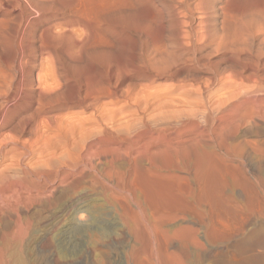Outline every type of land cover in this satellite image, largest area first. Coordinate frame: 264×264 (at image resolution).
Here are the masks:
<instances>
[{
    "label": "bare ground",
    "instance_id": "6f19581e",
    "mask_svg": "<svg viewBox=\"0 0 264 264\" xmlns=\"http://www.w3.org/2000/svg\"><path fill=\"white\" fill-rule=\"evenodd\" d=\"M58 1V0H57ZM56 1V2H57ZM74 2H76L75 0H73ZM71 1V2H73ZM82 1V0H81ZM55 1L52 0H0V8L2 6H8L13 8H21V15H22V19L19 22V24L15 27L13 34L11 36L12 38V43L13 45L11 47L14 46V49L16 50V54L14 52V58L10 59L13 60L11 62L12 65L10 64V62L8 63V65L10 64V66L8 67L7 70H4L3 66L2 68H0V81L3 80V82H6V84L4 85V89L2 88L3 85H0V132L6 128L7 126L11 125L13 123L14 120H16L18 118V116H20L21 113H24L25 111L29 110L31 111L29 114H27L26 117H22V119L20 118L11 128V130L13 131L12 133H18L21 134L22 136V132L24 131H28L29 129L31 130V133H38L39 130H42L41 128H43V126L45 125L46 127H44V131L46 130L45 128H49V129H53L55 125V122L59 123V124H63V126L60 125V127L56 128L58 131L63 132V130L65 129L66 131L69 130L68 132L71 133L72 135H70V137L67 134L66 140L64 141V143L62 144H58L60 145L61 149L58 151V148H56L55 150V155L53 156V152L51 154V150L53 149L52 147L55 148L56 142L58 140V142H60L59 140H61V138H57L58 136H56V132H54V136L51 132L49 134V136H52L53 140L54 138L56 141H51L52 138L49 139V137H46V133L41 134L39 133V137L36 139V141H39V138L41 135L46 137V141H51L53 142V145L55 143V145L53 146L52 143H49L48 141L43 142V143H48L50 145H52V147L49 146V148H52L51 150L48 149L46 147L45 151V146L41 148L44 150L45 154H47L46 152L49 151V158H45V156H43V152L39 153L41 154V156H43L46 160H43L44 162L40 163L39 165L37 164V161L39 162L40 159L42 160L43 157L38 158L37 157V161L36 162V166L32 167L31 164L29 165V163H24V161L26 160L25 158H29V156H32L34 154V150L31 149V147H28L27 145L29 144V142L31 143L30 145H32V141H30L31 137L27 142L24 141V143H22L21 139L19 137H17L16 140H14L13 138L10 139V132L8 133L9 135V139L15 141V143L20 147L24 148V152L19 153V157L16 156L17 158H19L18 160V165L17 163H13L15 161H10L12 163H7L4 166L7 167H3L6 168V175H3V170L2 173L0 172V178L2 177L3 179H5L6 183H8V189L7 195H3L4 192L0 191V203H7L10 206H19V201H21V198H23V200L28 204V203H32L34 200H40L43 197V194L41 192V188H45L48 187L49 184H51V188L49 190V195L46 197V203H50L53 202H63L64 199L65 203L66 201L69 200H73L74 202H72L74 206H71V208H74V214L82 211V210H86L84 209L87 204H85L84 200H83V195L86 194L88 191L87 190H93L91 192L96 191L98 194H100V197L103 196L104 197V201L102 200V202L107 203L109 205H111L117 212L120 211L121 215L123 217H121V219L123 218L125 221L124 222V226L126 227V229L124 230L125 232L128 233H132V235L135 237L134 239V244H130V248L129 251L130 253L133 254L131 260H132V264H187L189 263V254L187 253V251L189 250H185L184 248H190L191 246H196L198 247V263H200V259L205 255H208V253L212 252V248L215 247L214 244H218L219 247H222L224 245H226L225 241L226 239V235L227 233L230 234V231H226L224 230V228L219 225H213V226H209L208 224H206V220L205 223L203 222L202 224H200L199 228H198V216H200L198 213V201L195 200L194 195H196V193H198V171L200 170H204L208 167V165L211 162V156L208 152L205 151H201L198 150V138L200 137V135L198 136L196 133L192 134V136H190L189 138H184L182 135L187 133L189 130H193L195 128H197V124L195 123L194 119H191V121H187L185 119H183V117H185V115L182 117L181 115H178L177 113V109L179 107H177V105H175L177 107L176 111L175 108L172 109L176 112L173 113V111L171 110L170 106L175 103V104H180L181 101L184 102L183 97H180L182 94H180L181 92L184 91H180V93L178 92L179 95V100L177 98V96H173L172 91L170 93V90L172 87L169 88H160L161 91H158V89H156V91H149L150 92H146L147 89H144L146 91H144L143 93L141 92L142 90H140V93L142 94H131L130 95V90L132 89L131 85H125L124 89L120 88L118 85L112 86L110 83L109 84H105L106 82H97L95 84H91L88 80H73L68 74L67 71L66 73L64 71H62L63 68H61V71H58L57 68L60 65H53L52 62V58H51V52L53 49L55 50V48H58L57 46L60 45L61 43L63 44L62 48H65L68 45L72 46L70 44V42H68L69 40H71L74 35H72L73 37L70 38L71 34V28H70V20L68 19L67 21L64 20V23H60L59 25L61 26V30L58 27L59 31H56V26H49L46 29H40V34L38 35L37 33V27H39L38 25H40L41 21V17H44L48 15V13L46 12V10L48 11V9L51 8V5L54 3ZM59 2V1H58ZM62 2V1H61ZM61 2L59 4H61ZM71 2L68 4V6L71 4ZM66 4V2H64ZM77 3H80V5H78ZM76 3V5L81 6V2ZM55 4V3H54ZM53 4V5H54ZM63 4V3H62ZM64 4V5H65ZM74 4V3H73ZM201 4V3H200ZM199 4V5H200ZM52 5V7H54ZM57 5V3L55 4ZM64 5L62 6V8L64 7ZM74 4V6H76ZM198 5V7H199ZM59 6V5H57ZM66 7H64L63 9L67 8V4L65 5ZM74 6L70 5V9H72V7L74 8ZM77 6V7H78ZM186 6V5H184ZM202 6V5H201ZM200 6V7H201ZM82 7V6H81ZM80 7V8H81ZM188 7V6H187ZM3 8V7H2ZM5 8V7H4ZM45 8V9H44ZM60 7H58L59 9ZM60 8V10L62 9ZM79 8V7H78ZM79 8V9H80ZM203 10V6L201 7ZM52 9V8H51ZM62 9V10H63ZM76 8H74L75 10ZM191 8L188 7V10H190ZM209 9V8H208ZM54 10H56V7H54ZM59 10V11H60ZM186 10V9H185ZM211 10V8L209 9ZM221 10L222 9L221 7ZM52 11V10H51ZM58 11V10H57ZM68 11V8L67 10ZM72 11V10H71ZM70 11V12H71ZM76 12H78L79 10H75ZM74 11V12H75ZM81 14L83 12H81V10L79 11ZM185 12V11H184ZM194 12V11H192ZM201 12V11H200ZM205 12V10H204ZM214 12V11H213ZM53 13V12H52ZM72 13V12H71ZM85 10L84 13L85 14ZM218 13V12H217ZM221 13V11H220ZM14 14V13H13ZM12 14V15H13ZM70 14V13H69ZM87 14V13H86ZM189 14V13H188ZM203 14V13H202ZM20 15V16H21ZM63 15V14H62ZM77 15V14H76ZM2 16V15H1ZM18 16V15H17ZM16 16V17H17ZM54 16V15H53ZM61 16V15H60ZM83 16V15H82ZM187 16V15H186ZM192 16V14H191ZM205 16V15H204ZM7 17V16H6ZM49 17V16H48ZM67 17V16H66ZM72 17V16H71ZM188 17V16H187ZM20 19V17L18 16L16 19ZM63 18V17H62ZM84 18V17H83ZM86 18V17H85ZM18 19V20H19ZM189 19V18H186ZM193 19V18H192ZM211 19V18H210ZM213 19V18H212ZM203 20V19H202ZM205 20V19H204ZM207 20V19H206ZM206 20L203 21V23H206ZM6 21L5 18H0V29L3 25V23ZM48 21V20H47ZM81 21V20H80ZM89 21V20H88ZM208 21V20H207ZM216 21V20H215ZM55 22V21H54ZM86 22V21H85ZM199 22L202 23V21L200 20ZM209 22V21H208ZM211 22V21H210ZM225 22V21H224ZM261 22V21H260ZM7 23V22H6ZM18 23V22H17ZM75 23V22H74ZM80 23V22H79ZM79 23L77 25H79ZM187 23L188 22H184ZM192 23V22H190ZM202 23V25H203ZM55 24V23H54ZM57 24V23H56ZM179 24V23H178ZM200 24V23H199ZM218 24V23H217ZM257 24V22H256ZM260 24V23H259ZM264 24V23H263ZM58 25V26H59ZM73 25V24H72ZM82 25H85L82 24ZM175 25V24H174ZM177 25V24H176ZM175 25V26H176ZM184 25V24H181ZM261 25V24H260ZM179 26V25H178ZM185 26V25H184ZM216 26V25H215ZM219 26V24H218ZM258 26V24H257ZM256 26V29H257ZM74 27V26H73ZM205 27V25H204ZM75 28V27H74ZM187 29V27H185ZM192 28V27H191ZM200 29H202L201 27H199ZM206 28V27H205ZM205 28L202 29L204 30L203 32H205ZM216 28V27H215ZM263 28V26H262ZM184 29V28H183ZM185 29V30H186ZM199 29V30H200ZM207 29V28H206ZM212 29V28H211ZM73 33L74 30L77 29H72ZM188 30V29H187ZM193 30V29H192ZM198 30V31H199ZM259 32L260 29H257ZM257 30L255 32H257ZM79 31V30H78ZM77 31V32H78ZM195 31V30H194ZM196 31V32H198ZM201 31V30H200ZM8 32V31H7ZM71 32V33H72ZM194 32V33H196ZM210 32V31H209ZM207 31L208 34H203L205 35H209V33ZM254 32V34H255ZM72 33V34H73ZM186 34H188V31L185 32ZM199 33V32H198ZM225 33V32H224ZM245 33V32H244ZM191 34V33H190ZM200 34V33H199ZM215 34V33H214ZM212 34V35H214ZM247 34V33H246ZM258 34V33H257ZM264 34V33H263ZM77 35V34H76ZM189 35V34H188ZM202 35V36H203ZM221 35V34H220ZM225 35V34H224ZM250 35V34H249ZM198 36V35H197ZM203 36V37H204ZM223 36V35H222ZM221 36V37H222ZM41 39L42 41H40V43H37L38 39ZM192 37V36H191ZM198 37L197 40H200ZM219 37V36H218ZM224 37V36H223ZM245 36L243 35L242 38H244ZM257 37V36H256ZM77 41H78V37ZM205 38V37H204ZM259 38V37H258ZM46 39V40H45ZM48 39V40H47ZM61 39V42H59L58 44L56 43V40ZM202 39V38H201ZM209 38L207 37L206 40L207 41ZM215 39V38H214ZM247 39V37L245 38ZM257 40V38H255ZM74 40V39H73ZM80 40V39H79ZM196 40V41H197ZM212 40V39H211ZM261 40V37H260ZM83 41V40H82ZM189 41V40H188ZM193 41V40H192ZM221 41V39H220ZM259 41V39H258ZM74 42V41H73ZM187 42V41H186ZM194 42V41H193ZM198 42V41H197ZM196 42V43H197ZM203 40L200 42L202 43ZM5 43V42H4ZM9 43V42H6ZM5 43V44H6ZM52 43V45H50ZM69 43V44H68ZM72 43V41H71ZM75 43V42H74ZM73 43V44H74ZM84 43V42H83ZM145 43V42H144ZM185 43V42H184ZM222 43V42H221ZM226 43V42H225ZM223 44L226 45V44ZM255 43V42H254ZM146 44V43H145ZM148 44V43H147ZM156 44V43H155ZM152 46L153 48L156 46V48L163 43H158L159 45H155ZM179 44V43H178ZM193 44V43H192ZM214 44V43H213ZM232 44V43H231ZM4 45V44H2ZM75 45V44H74ZM73 45V46H74ZM77 45V44H76ZM75 45V47L77 46ZM150 45V44H149ZM185 45H189V43H185ZM198 45V44H197ZM7 46V45H6ZM9 46V48H10ZM72 46V47H73ZM87 46V44L85 45ZM142 46V45H141ZM144 46V45H143ZM183 46V45H182ZM200 46V44H199ZM211 46H213L211 44ZM81 48V46H78ZM77 47V49H78ZM84 47V46H83ZM82 47V48H83ZM146 47L149 48L148 45H145ZM189 48V46H187ZM60 46V49H62ZM79 48V51H80ZM151 48V50L148 49V51H151L153 53L157 54V51L155 49L156 52H154V49ZM159 48V47H158ZM157 48V49H158ZM161 48V47H160ZM159 48V49H160ZM168 48V46H167ZM223 48V47H222ZM225 48V47H224ZM227 48V47H226ZM8 49V48H7ZM84 49V48H83ZM205 49V48H204ZM210 49V47L208 48ZM147 50V49H146ZM153 50V51H152ZM194 50V49H193ZM225 50V49H224ZM59 51V50H58ZM57 51V52H58ZM68 49H66V51H64L63 49V56L64 53L67 52ZM72 52V49L69 50ZM84 51V50H82ZM170 51V49H169ZM199 51V48H198ZM202 51V48H201ZM231 51V50H230ZM13 52V51H12ZM143 52V51H142ZM159 52V50H158ZM175 53V49L174 51H172ZM181 53V51H179ZM194 52V51H193ZM232 52V51H231ZM253 52V51H252ZM264 52V51H263ZM60 53V51L58 52V54ZM70 52H68L67 54H69ZM72 53H76L78 55H81L79 52H75L73 51ZM82 53V52H81ZM145 53H149V52H145ZM205 53V52H204ZM222 53V52H221ZM38 54H41L43 57L40 58L41 59H37ZM57 54V53H56ZM152 55V53L148 54V57H146V60L143 61L144 65L143 68H145V71L139 72L138 73V77L142 78L146 81L149 82V85L151 87V84H154V82L157 79L166 77V76H175L178 72L175 70H172L173 65H175L176 63V59H172L171 57L166 58L164 56H157V55ZM177 54V53H175ZM203 54V52H202ZM235 54V53H234ZM138 55V54H136ZM150 55V56H149ZM224 55V54H223ZM228 55V54H227ZM233 55V54H232ZM60 55H58L59 57ZM67 55H65L66 57ZM70 56V54H69ZM72 56V55H71ZM70 56V57H71ZM84 56V55H82ZM142 55H140L141 57ZM184 56V53L183 55ZM188 56V55H186ZM190 56L191 53H190ZM193 59L195 58V55H193ZM200 56V54H199ZM202 56V55H201ZM216 56V55H215ZM221 56V55H220ZM219 56V57H220ZM226 56V55H225ZM235 56V55H234ZM237 56V55H236ZM46 57V58H45ZM53 57H55V53L53 55ZM57 57V60L59 59ZM61 57V56H60ZM70 57H68L70 59ZM74 57V54H73ZM72 57V59H73ZM185 57V56H184ZM227 57V56H226ZM230 57H233L230 55ZM68 58H64L65 60ZM85 58V57H82ZM137 58V56L135 57ZM143 58V56L141 57ZM187 58V57H185ZM225 58V57H224ZM251 58V57H250ZM8 59V58H7ZM7 59L5 61V63L7 62ZM56 60V58H53V60ZM68 59V60H69ZM77 58L73 59L74 61ZM87 59V58H86ZM213 59V58H212ZM216 59V58H215ZM219 59V58H218ZM217 59V60H218ZM262 58H260L261 61ZM8 59V61H10ZM79 60V58H78ZM139 60V59H138ZM255 60V59H253ZM264 60V59H263ZM262 60V61H263ZM59 61V60H58ZM61 61V60H60ZM59 61V62H60ZM63 61V60H62ZM71 61V60H70ZM188 61V60H187ZM193 61V60H192ZM196 61V60H195ZM212 61V60H211ZM216 61V60H215ZM214 61V62H215ZM223 61V60H222ZM67 62V61H65ZM139 62V61H138ZM142 62V59H141ZM188 62L191 63V60H189ZM187 62V63H188ZM209 62V60H208ZM233 62V60H232ZM69 63V61H68ZM74 62H71V64ZM126 63V62H125ZM198 63V62H197ZM217 63V62H216ZM219 63V62H218ZM229 63V62H228ZM226 63V64H228ZM260 63V62H259ZM57 64V63H54ZM67 66V63H65ZM141 64V63H140ZM193 64V63H192ZM195 64V63H194ZM221 64V63H220ZM6 63V66H8ZM40 66L41 71L38 72L36 74L33 73L34 68H36L37 66ZM63 65V64H61ZM74 65V64H73ZM90 65V64H89ZM127 65V63L125 64ZM178 65V64H177ZM177 65L175 66V68L177 69ZM212 65V64H211ZM210 65V68H211ZM238 65V64H237ZM242 65H244V63H242ZM92 66V65H91ZM182 66V65H179ZM178 66V68H179ZM199 66V65H198ZM201 66V65H200ZM222 68V65H219ZM223 66H225L223 64ZM241 66V65H240ZM244 68H247L248 65H244ZM75 68V65L73 66V70ZM77 68V66H76ZM95 68V66H94ZM140 68V66H139ZM206 68V66H205ZM213 68H214V64H213ZM216 68H218V66L216 65ZM215 68V69H216ZM242 68V66H241ZM97 69V68H96ZM141 69V68H140ZM180 69V68H179ZM209 69V68H208ZM202 70V69H201ZM204 70V69H203ZM97 71V70H96ZM137 71V70H136ZM207 71V70H206ZM209 71V70H208ZM214 71V70H213ZM217 71H219L217 69ZM101 72V71H99ZM128 72V71H127ZM129 72L131 73V71L129 70ZM177 72V73H176ZM242 72V71H241ZM258 72V71H257ZM264 72V71H262ZM86 73V72H85ZM84 73V74H85ZM134 73V72H132ZM181 73V72H180ZM219 73V72H218ZM246 73V72H245ZM251 74L253 72H250ZM73 74V73H72ZM78 74V73H77ZM83 74V75H84ZM95 74V73H94ZM179 74V73H178ZM184 74V73H183ZM193 74V73H192ZM217 74V72H216ZM221 74V72H220ZM224 74V73H223ZM227 74V73H226ZM233 74V72H231V75ZM254 74V73H253ZM252 74V76H253ZM260 74V72H259ZM258 74V75H259ZM87 75V74H86ZM91 75V74H90ZM89 75V77H90ZM99 75V74H98ZM197 75V74H195ZM212 75V74H210ZM209 75V76H210ZM246 75V74H244ZM248 75V74H247ZM250 75V74H249ZM261 75V74H260ZM97 76V75H96ZM107 76V75H106ZM201 76V74H200ZM227 76V75H226ZM230 76V73H229ZM228 76V77H229ZM262 76V75H261ZM178 77V76H176ZM203 77V76H202ZM207 79L208 77L205 76ZM221 77H223L221 75ZM233 76H231V78L229 77V81L231 80H235L232 79ZM238 75L235 77L237 79ZM241 77V76H240ZM244 77V76H243ZM251 77V76H250ZM264 77V76H263ZM85 78V77H84ZM87 78V77H86ZM85 78V79H86ZM224 79L227 77H223ZM242 78V77H241ZM241 78H238L241 79ZM248 78V77H247ZM101 79V78H100ZM109 79V78H108ZM181 79V78H180ZM204 79V78H203ZM206 79V80H207ZM215 78L210 77L209 80H211V82H215L214 80ZM218 79H220L218 77ZM228 79L227 80L228 82ZM250 79V78H248ZM98 80V78H97ZM114 80V79H113ZM129 80V79H128ZM202 80V79H201ZM224 80V81H225ZM245 80V79H244ZM101 81H103V79H101ZM105 81V80H104ZM117 81V80H116ZM121 81V78H120ZM131 81V80H130ZM172 81V80H171ZM175 81V79H174ZM217 81V80H216ZM220 81V80H219ZM223 81V80H222ZM240 81V80H239ZM258 81V80H257ZM256 81V82H257ZM134 82V81H132ZM138 82V81H137ZM136 82V83H137ZM141 82V81H140ZM139 82V83H140ZM143 82V81H142ZM158 82V81H157ZM167 82V81H166ZM199 82V81H198ZM203 82V81H202ZM210 82V83H211ZM233 82V81H232ZM248 82V80H247ZM122 83V82H120ZM135 83V84H136ZM144 83V82H143ZM146 83V82H145ZM144 83V84H145ZM164 83V82H163ZM192 83V82H191ZM206 84V82H203V84ZM221 83V82H220ZM230 83V82H229ZM234 83V82H233ZM242 83V82H241ZM258 83V82H257ZM261 83V82H260ZM2 84V83H1ZM116 84V83H115ZM129 84H131V82H129ZM134 84V83H133ZM132 84V85H133ZM138 84V83H137ZM157 84V83H156ZM169 84V82H168ZM167 84V85H168ZM209 84V82L207 83ZM206 85H202V87L207 86ZM224 84V83H223ZM244 84V83H243ZM120 85V84H119ZM122 85V84H121ZM120 85V86H121ZM123 85V86H124ZM171 85V82H170ZM174 85V84H173ZM172 85V86H173ZM211 85V84H210ZM221 85V84H220ZM219 85V86H220ZM237 85V83L235 84ZM245 85V84H244ZM247 85V84H246ZM251 85V84H250ZM131 86V87H128ZM160 86V85H159ZM157 86V87H159ZM169 86V85H168ZM188 86V85H187ZM196 86V85H195ZM213 86V85H212ZM239 86V85H238ZM237 86V87H238ZM240 86H242L240 84ZM249 86V85H247ZM264 86V85H263ZM128 89H125V88ZM138 87V86H137ZM136 87V88H137ZM140 87V86H139ZM142 87V86H141ZM149 87V88H150ZM155 87V86H154ZM153 87V88H154ZM167 87V86H166ZM198 87V86H197ZM196 87V89H197ZM208 87V86H207ZM211 87V86H210ZM227 87V86H226ZM236 87V88H237ZM245 89L247 88L246 86H244ZM259 87V85H258ZM2 88V89H1ZM134 88V87H133ZM135 88V89H136ZM144 88V86H143ZM146 88V87H145ZM152 88V87H151ZM150 88V89H151ZM192 88V87H191ZM194 88V87H193ZM209 88V87H208ZM229 88V86L227 87V89ZM235 88V87H234ZM235 88V89H236ZM243 88V87H242ZM257 88V86H256ZM255 88V89H256ZM261 88V87H260ZM159 89V90H160ZM178 89V88H177ZM184 89H186L184 87ZM189 89V88H187ZM204 89V88H203ZM206 89V88H205ZM210 89V88H209ZM222 86H221V90H222ZM225 92H226V88H224ZM233 89V86L232 88ZM241 89L238 87V90ZM244 89V90H245ZM249 89V87H248ZM251 89V87H250ZM249 89V90H250ZM138 90V89H137ZM176 90V89H175ZM182 90V89H181ZM190 90V89H189ZM199 90V87H198ZM229 90V89H228ZM243 90V92H244ZM248 90V91H249ZM260 92V95L263 94V90L258 89ZM262 90V91H261ZM133 91V90H132ZM187 91V90H185ZM196 91V90H195ZM193 90V92H195ZM201 91V90H200ZM209 92V90H207ZM223 91V90H222ZM223 91V92H224ZM234 91V89H233ZM242 91V90H241ZM245 90L244 95L246 94V92H248ZM251 91V90H250ZM189 92V91H187ZM204 92V91H203ZM213 92V91H212ZM219 92V91H217ZM230 92V90H229ZM255 93V91H253ZM262 92V93H261ZM133 93V92H132ZM176 93V92H175ZM174 93V94H175ZM186 94V92H184ZM197 93V92H195ZM198 93L200 94L201 92L198 91ZM228 92H226V94L224 93L225 96H227ZM233 93V92H232ZM237 93V92H236ZM240 93V91H239ZM253 93V94H254ZM46 94V95H45ZM172 94V96H171ZM189 94V93H188ZM188 94H186V96H188ZM202 94V93H201ZM207 94V93H205ZM210 94V93H209ZM209 94L208 97H209ZM217 94V93H215ZM221 94V93H219ZM218 94V95H219ZM248 94V93H247ZM246 94V95H247ZM169 95L171 96V98L169 97ZM223 95V94H221ZM229 95H231L232 99H233V95L229 93ZM241 94L237 95L240 96ZM243 95V93H242ZM250 95V94H248ZM247 95V97H248ZM255 95V94H254ZM120 97H124L126 98V100L128 101L127 103H123L122 106H126L124 104H127V106L129 108H133L131 111H129L128 114H126L125 116H123V112L125 111V108H122L120 105L118 107H120L119 109L123 110L120 115L118 116V112L117 111H113L111 110L107 105L109 104L111 106V103H114L115 100H117ZM197 96V95H195ZM201 96V95H200ZM211 94V98L215 97ZM224 96V99H225ZM252 96V94H251ZM45 97H47L45 99ZM190 97V96H188ZM187 97V98H188ZM194 97V96H193ZM199 96L195 97L197 98L198 102L200 100V102L203 103V101H201V99L198 98ZM207 97V98H208ZM218 100L217 102H213L214 103H218V101L221 99L220 96H217ZM220 97V98H219ZM234 97H236V95H234ZM244 102L246 103H250L249 102V97L247 98L246 96H244ZM191 98V97H190ZM240 98V97H239ZM121 99V98H120ZM189 99V98H188ZM187 99V101H188ZM214 99V98H213ZM231 98L228 97V99L226 98L225 101L227 100L228 104L229 101H232ZM237 99V98H236ZM241 99V98H240ZM108 100V101H106ZM124 100V99H122ZM125 100V101H126ZM190 100V99H189ZM196 100V101H197ZM209 102V98L207 99ZM234 100V99H233ZM242 100V99H241ZM255 100V99H254ZM178 101H180L179 103H177ZM184 102V104L187 103ZM196 101L193 99L192 104H190L191 102H189L188 105H195ZM221 101H223V99H221ZM236 101V100H235ZM123 102V101H122ZM195 102V103H193ZM197 102V103H198ZM256 102V101H255ZM254 102V106L255 105ZM258 102V101H257ZM182 103V102H181ZM207 104V102H205ZM211 103V102H210ZM262 103V101L260 102ZM119 104V103H118ZM205 104V105H206ZM211 104V105H212ZM220 101L217 104L218 106H223L221 103L220 105ZM226 106L228 105L227 103H225ZM238 104V103H237ZM259 104V102H258ZM73 105L79 106L81 108H85L90 109L92 108L93 110V114L92 112H90L91 116L86 118V115L83 117H77V115L75 114H71V113H64L61 114L63 117L60 119L59 118V112L62 110H69V108ZM117 105V104H116ZM174 105V104H173ZM182 105V104H181ZM187 105V106H188ZM200 105V104H199ZM202 105V104H201ZM200 105V106H201ZM204 105V104H203ZM210 105V104H209ZM239 105V104H238ZM264 105V104H263ZM126 106V108H128ZM186 106V109H188ZM213 106H216L215 104L210 106L213 110ZM216 106V107H218ZM240 106H235L234 108L230 109L228 112L225 109V112H227V114H229L231 116L232 123L230 124V126L232 125L233 129H237L240 125L241 122L243 123H249L251 122V120L255 117V111L254 106L248 105L245 108V112H241ZM109 109H108V108ZM117 107V106H116ZM117 107V108H118ZM181 107V106H180ZM183 107V106H182ZM198 106L196 105V108ZM215 107V108H216ZM242 107V106H241ZM116 108V109H117ZM185 108V107H183ZM192 108V107H191ZM195 108V107H194ZM193 108V110H194ZM202 108V107H201ZM205 108V107H203ZM202 108V109H203ZM209 108V107H208ZM222 107H220L221 109ZM228 108V107H227ZM230 108V106H229ZM243 108V109H244ZM258 108V107H257ZM84 109V110H85ZM113 109V108H112ZM114 109V110H116ZM185 109V114L186 115H190L187 114V110ZM190 109V107H189ZM188 109V110H189ZM201 109V110H202ZM207 109V108H206ZM217 109V108H216ZM219 109V108H218ZM261 109V107H260ZM71 110V109H70ZM69 110V111H70ZM91 110V111H92ZM179 110H181L179 108ZM192 110V111H193ZM196 110V109H195ZM194 110V111H195ZM199 110V109H198ZM205 110V109H204ZM215 110V109H214ZM222 110V109H221ZM256 110V109H255ZM259 110V108H258ZM262 110L264 111V109L262 108ZM261 110V111H262ZM78 111V110H77ZM81 111V110H80ZM83 111V109H82ZM120 111V110H118ZM128 111V109H127ZM191 111V109H190ZM191 111V112H192ZM193 111V112H194ZM200 111V110H199ZM206 111V110H205ZM210 111V110H208ZM220 111V110H219ZM219 111H216L215 114ZM260 111V112H261ZM72 112V111H70ZM198 112V111H196ZM214 112V111H213ZM257 112V111H256ZM259 112V113H260ZM77 113V112H76ZM79 113V111H78ZM127 113V112H126ZM144 113V116L140 115ZM146 113V114H145ZM184 114V110L181 112ZM180 113V114H181ZM201 114H204L201 112H199ZM258 113V112H257ZM262 113V112H261ZM59 114V115H58ZM125 114V113H124ZM182 114V115H183ZM193 114V113H192ZM195 114V113H194ZM198 114V113H197ZM197 114L195 115H191L194 116L195 118H197ZM206 114V113H205ZM208 114V113H207ZM214 114V115H215ZM223 114V113H222ZM221 114V115H222ZM263 114V113H262ZM44 115V125L41 124L39 121H41L40 119L42 118L41 116ZM210 115V114H209ZM220 115V114H219ZM226 115V114H225ZM76 116V119H75ZM212 116V115H211ZM218 116V114H217ZM264 116V114H263ZM41 117V118H40ZM119 117V118H118ZM122 117L123 120L121 119ZM187 117V116H186ZM201 117V116H199ZM203 117V116H202ZM209 116H207L206 118H208ZM213 117V116H212ZM262 117V116H261ZM39 118V120H38ZM188 118V117H187ZM193 118V117H192ZM229 118V117H228ZM257 118V117H256ZM210 121V117L208 118ZM223 119H225L224 117H220L219 121L222 122ZM61 120V121H60ZM190 120V118H189ZM198 120V119H197ZM200 120V119H199ZM213 120V119H212ZM264 120V119H263ZM61 123H60V122ZM172 121H176V123H172ZM187 121V122H186ZM204 121V120H201ZM230 123V121H228ZM227 122V123H228ZM43 123V122H42ZM214 123V122H213ZM228 123V126H229ZM59 124L57 126H59ZM212 124V121L211 123ZM220 124V123H219ZM48 125V126H47ZM205 125V124H204ZM203 125V126H204ZM209 125V123H208ZM222 125V124H221ZM225 125H227L225 123ZM246 125V124H244ZM249 125V124H247ZM246 125V126H247ZM51 128H50V127ZM56 126V125H55ZM200 126V125H199ZM219 126V125H218ZM242 126V125H241ZM255 126V123H254ZM10 127V126H9ZM63 127V129L61 128ZM204 127H208V126H204ZM210 127V126H209ZM208 127V128H209ZM213 127V126H212ZM222 127V126H221ZM221 127L219 129H221ZM252 127V126H251ZM256 127V126H255ZM262 127V126H261ZM61 128L62 131L59 129ZM207 128V129H208ZM215 128V127H214ZM243 128V126L241 127ZM240 128V129H241ZM254 128V127H252ZM260 128V126H259ZM226 129V128H225ZM230 129V128H229ZM232 129V128H231ZM232 129V130H233ZM255 129V128H254ZM55 130V128H54ZM213 130V128H212ZM211 130V131H212ZM224 130V128H223ZM222 130V131H223ZM239 130V128H238ZM245 130V129H244ZM6 131V130H5ZM74 131V132H73ZM215 131V129H214ZM217 131V130H216ZM237 131V130H236ZM82 133V135L78 134ZM167 132H174L177 136L174 138V140L170 139V140H166V134ZM219 133L221 131H218ZM230 133H226L224 136L225 140H228L227 142L229 143V139H234L236 133L234 134L233 131H229ZM256 132V131H255ZM4 133V132H2ZM15 133V134H16ZM64 133V135H65ZM211 133V132H209ZM218 133V134H219ZM238 133V132H237ZM253 133V132H252ZM263 133V132H262ZM26 134V133H24ZM34 134V135H35ZM41 134V135H40ZM52 134V135H51ZM58 134V132H57ZM78 134V135H77ZM243 134V133H242ZM255 134V133H254ZM258 134V133H257ZM1 135V134H0ZM8 135L5 137L8 141ZM14 135V134H13ZM29 135V134H27ZM63 135V136H64ZM77 135V136H76ZM80 135V136H79ZM168 135V134H167ZM207 136V134H205ZM212 135V134H211ZM214 135V134H213ZM212 135V136H213ZM220 135V134H219ZM223 135V134H222ZM251 135V134H250ZM15 136V135H14ZM33 136V135H32ZM37 136V135H36ZM61 135H59L60 137ZM80 138H79V137ZM241 136V134H240ZM253 136V135H252ZM264 136V135H263ZM26 136H24L23 138H25ZM29 137V136H28ZM65 137V136H64ZM221 137V136H220ZM219 137V138H220ZM239 137V136H238ZM246 137V136H244ZM259 137V136H258ZM15 138V137H14ZM43 138V137H42ZM70 138L74 141H70ZM79 138V139H77ZM207 139V137H205ZM210 138V137H209ZM223 138V137H222ZM241 138V137H240ZM257 138V137H255ZM3 139V137H2ZM3 139L0 141V161H4V159H6L5 157V153L2 149V147L4 148L3 145H6L5 140ZM27 139V137H26ZM44 139V138H43ZM63 139V137H62ZM201 139V138H200ZM9 140V141H10ZM41 140V138H40ZM64 140V139H63ZM251 140V139H250ZM246 140L245 138L243 140H238L239 142H235L233 141L234 145L237 144L241 149V147L243 149H246L247 151H252L254 152L253 155L255 157L256 154H260L263 151V148H261L260 146V139L259 141L257 140ZM264 140V139H263ZM34 141V140H33ZM75 141L77 142V147L75 144ZM223 141V140H222ZM35 142V141H34ZM57 142V143H58ZM71 142V143H69ZM74 144H73V143ZM215 142V140H214ZM219 142V141H218ZM217 142V143H218ZM226 142V141H225ZM226 142V143H227ZM10 143V142H9ZM27 145H26V144ZM38 142H36L37 144ZM40 145L42 142H39ZM38 143V144H39ZM42 143V144H43ZM81 143L83 145V147H81ZM221 143V142H220ZM232 143V144H233ZM15 144V145H16ZM35 144V145H36ZM43 144V145H45ZM73 144V146H71ZM79 144H80V149H79ZM183 144H186V149L180 148L182 147ZM216 144V143H215ZM214 144V145H215ZM219 144V143H218ZM223 144V143H222ZM62 145V146H61ZM75 145V146H74ZM221 145V144H220ZM219 145V146H220ZM230 145V144H229ZM233 145V146H234ZM8 146V145H6ZM10 146V145H9ZM34 146V145H33ZM39 146V145H38ZM218 146V145H217ZM225 146V144H224ZM16 147V146H14ZM57 147V146H56ZM213 147V146H212ZM211 147V148H212ZM227 147V146H226ZM231 147V146H230ZM18 148V147H16ZM14 148V149H16ZM35 148V150L38 151V149H36V147H32ZM39 148V147H37ZM39 148V149H41ZM205 148V147H204ZM210 148V147H209ZM215 148V147H214ZM218 148V147H216ZM224 148V147H223ZM232 148V147H231ZM12 149V148H11ZM13 149V153L15 152V150ZM41 149V151H42ZM200 149V148H199ZM208 150V148H205ZM219 149V148H218ZM226 149V148H225ZM228 149V148H227ZM235 149V148H234ZM238 149V147H237ZM235 149V150H237ZM242 149V151H244ZM9 149H7L8 151ZM33 150V151H32ZM202 150V149H201ZM220 150V149H219ZM218 150V151H219ZM229 150V149H228ZM10 151V150H9ZM9 151L7 152V154L9 153ZM23 151V150H22ZM209 151V150H208ZM221 151V150H220ZM225 151V150H223ZM11 152V151H10ZM19 152V151H18ZM210 152V151H209ZM227 152V151H226ZM231 152V151H229ZM234 152V151H233ZM17 153V152H15ZM36 153V152H35ZM38 153V152H37ZM57 153V154H56ZM217 153V152H216ZM224 153V152H223ZM244 153V152H243ZM248 153V154H247ZM11 154V153H10ZM213 154V153H211ZM219 154V153H218ZM232 154V153H231ZM236 154V153H235ZM237 154L238 151H237ZM242 157V153H240ZM245 154L250 155L249 152H246ZM263 154V153H262ZM18 155V154H17ZM215 155V154H213ZM226 155V154H225ZM264 155V154H263ZM8 156V155H6ZM13 155H10V159H12ZM37 156V155H36ZM40 156V155H39ZM53 156V157H52ZM216 156V155H215ZM215 156H212L215 159ZM219 156V155H218ZM228 156V155H227ZM226 156V157H227ZM234 156V155H233ZM236 156V155H235ZM246 156V155H245ZM259 156V155H258ZM257 156V158H258ZM230 157V156H229ZM244 157V156H243ZM242 157V158H243ZM253 157V156H252ZM250 157V159L252 158ZM261 157V155H260ZM17 158H14L15 160H17ZM23 158L25 159L23 161ZM43 158V159H44ZM219 158V157H218ZM225 158V157H224ZM235 158V157H232ZM241 158V160H242ZM249 158V157H247ZM257 158H255V162L257 160ZM13 159V160H14ZM39 159V160H38ZM264 159L261 158V160ZM7 160V159H6ZM9 160V159H8ZM217 159H215L214 161H216ZM234 160V159H233ZM246 160V158L244 159V161ZM260 160V161H261ZM213 161V160H212ZM221 161V159H220ZM236 161V160H235ZM239 161V160H238ZM251 161L254 162L253 160H249V162ZM9 162V161H8ZM26 162V161H25ZM34 162V161H33ZM35 162L33 163V165H35ZM225 162V161H224ZM248 162V161H247ZM259 162V161H257ZM5 163V162H4ZM217 163V162H216ZM215 163V164H216ZM227 163V162H226ZM229 163V162H228ZM227 163V165H228ZM238 163V162H237ZM245 163V162H244ZM260 163V162H259ZM258 163V165H260ZM263 163V161L261 162ZM222 164V163H221ZM234 165L233 162H231V165ZM246 164V163H245ZM250 164V163H247ZM1 165V164H0ZM213 165V163H212ZM225 165V164H224ZM227 165H225L224 167H226ZM257 165V163H256ZM2 166V165H1ZM218 166V165H217ZM216 166V167H217ZM251 166V165H250ZM262 166V165H261ZM214 166V168H216ZM222 167V166H221ZM241 167V166H240ZM245 167V166H244ZM243 167V168H244ZM248 167V166H246ZM257 167V166H256ZM1 168V169H3ZM213 170H215L212 166L210 167ZM218 168V167H217ZM223 168V167H222ZM233 168V167H232ZM242 168V167H241ZM249 168V167H248ZM260 168V167H259ZM0 169V171H1ZM211 169V171H212ZM224 169V168H223ZM228 169V168H227ZM226 169V170H227ZM230 169V168H229ZM263 169V168H262ZM257 169V168H251L250 171H246L243 173L244 180L245 181V185L247 187L248 191H244L243 189L239 188V187H235L234 190H232L233 194H229L227 195V197H225V200L228 204H230L235 213L237 215H241L242 219H241V223H239V225L235 226L237 229L235 230V232H233V238H240V237H246L249 235H252L253 232L255 231V229L257 227H259L260 229H262L264 227V224H260V220L262 218H264V169L263 170ZM209 170V169H208ZM207 170V171H208ZM220 170V169H219ZM231 170V169H230ZM241 170V169H240ZM199 171V172H200ZM206 171V170H205ZM210 171V172H211ZM213 172V171H212ZM211 172V173H212ZM215 172V171H214ZM213 172V173H214ZM221 172V171H219ZM231 172V171H230ZM209 173V172H208ZM212 173V174H213ZM226 173V172H225ZM234 173V172H233ZM230 174V173H229ZM232 174V173H231ZM235 174V173H234ZM233 174V175H234ZM238 174V173H237ZM240 174V173H239ZM215 175V174H214ZM214 175H209V176H213ZM228 175V174H226ZM236 175V174H235ZM4 176L6 178H4ZM204 176V175H203ZM207 177V176H206ZM234 177V176H232ZM231 177V178H232ZM218 178V175H217ZM228 178V177H227ZM237 178V177H236ZM234 178V179H236ZM2 179V180H3ZM202 179V178H201ZM214 179V178H213ZM223 179V178H222ZM229 179V178H228ZM1 180V179H0ZM203 180V179H202ZM241 179H239L240 182ZM2 183V181H0ZM4 182V181H3ZM223 182V181H222ZM233 182V181H232ZM241 182V183H242ZM206 183V180L205 182ZM4 184V183H3ZM240 184H238L239 186ZM3 186V185H2ZM1 187V186H0ZM204 187V186H203ZM214 187L217 188V186L215 185ZM222 188V186H221ZM228 188V187H226ZM225 188V189H226ZM5 189V188H4ZM203 189V188H202ZM210 190V189H209ZM229 190V189H228ZM35 191H38L37 193ZM45 191V190H44ZM201 191V190H200ZM212 191V190H211ZM226 191V190H225ZM5 192V194L7 193ZM203 191H201L202 193ZM219 192V191H218ZM48 193V192H47ZM89 193H87L86 195L88 196ZM96 194V193H94ZM203 194V193H202ZM212 194V193H211ZM82 195V196H81ZM91 196V195H90ZM199 196V195H198ZM93 197H99L98 195H93ZM99 197V198H100ZM102 197V198H103ZM197 197V196H196ZM87 198V197H86ZM98 198V199H99ZM89 199V198H88ZM91 199V198H90ZM214 199V198H213ZM101 200V199H99ZM88 201V200H87ZM93 201V200H92ZM97 201V200H95ZM212 201V200H211ZM40 202V201H39ZM38 202V203H39ZM43 202V201H42ZM101 202V201H100ZM103 204V203H100ZM24 204V202H22ZM64 203V202H63ZM87 203V202H86ZM90 203V202H89ZM93 203V202H92ZM212 203V202H211ZM21 204V203H20ZM22 204V205H23ZM60 204V203H59ZM58 204V205H59ZM97 204V203H96ZM95 204V205H96ZM106 204V205H107ZM1 205V204H0ZM6 205V204H5ZM4 205V206H5ZM41 205V204H40ZM56 205V204H55ZM56 205V206H58ZM90 205V204H89ZM99 205H97L98 207L95 208H99ZM104 205V204H103ZM27 206V205H26ZM35 206V205H34ZM50 206V205H49ZM48 206V207H49ZM55 206V207H56ZM64 206V204H63ZM93 206V205H92ZM207 206V205H206ZM20 207V206H19ZM24 207V206H23ZM30 207V206H29ZM61 208V206H59ZM58 207V208H59ZM91 207V206H90ZM103 207V206H100ZM108 207V206H107ZM204 207V206H203ZM15 208V207H14ZM17 208V207H16ZM22 208V207H21ZM45 208V206H44ZM52 208V206H51ZM54 208V206H53ZM70 208V207H69ZM94 208V207H93ZM105 209V207H103ZM108 208H111L110 206ZM13 209V208H12ZM20 209V208H19ZM48 209V208H47ZM57 209V208H56ZM55 209V212H56ZM66 209V208H65ZM64 209V211H65ZM71 209V210H72ZM102 209V208H100ZM99 209V210H100ZM103 209V210H104ZM107 209V208H106ZM3 210V209H2ZM0 210V211H2ZM9 209L7 208V211ZM23 210V209H22ZM50 210V209H49ZM59 210V209H58ZM69 210V209H68ZM91 210V209H90ZM88 210V212L90 211ZM95 210V209H93ZM98 210V211H99ZM5 211V210H4ZM6 211V212H7ZM10 211V210H9ZM43 211V210H42ZM51 211V210H50ZM97 211V212H98ZM107 211V210H106ZM5 212V213H6ZM37 211H34V213H36ZM54 211L51 213H55ZM58 212V211H57ZM85 212V211H84ZM94 212V211H93ZM91 212V213H93ZM94 212V213H97ZM101 212V211H99ZM116 212V213H117ZM29 213V211H28ZM38 213V212H37ZM59 213V212H58ZM67 213V212H65ZM64 213V214H65ZM102 213V212H101ZM101 213H99L98 215H100ZM105 213V212H104ZM107 213V212H106ZM111 213V211H110ZM113 213L115 214V211L113 210ZM203 213V210H202ZM206 213V212H204ZM16 214V213H15ZM14 214V215H15ZM30 214V213H29ZM42 214V213H41ZM45 214V213H44ZM48 214V213H46ZM70 214V213H69ZM72 214V213H71ZM103 214V213H102ZM120 214V213H119ZM207 214V213H206ZM210 214V213H209ZM222 214V213H221ZM1 215V213H0ZM3 215V214H2ZM17 215V214H16ZM40 215V214H39ZM50 215V213H49ZM56 215V214H55ZM66 215V214H65ZM63 215V216H65ZM81 215V213H80ZM87 215V214H86ZM86 215H84L83 219H86ZM93 215V214H92ZM96 215V217L98 216ZM203 215V214H202ZM4 216V215H3ZM12 216V215H11ZM24 216V215H23ZM47 216V215H45ZM77 216V215H76ZM79 216V214H78ZM88 216V215H87ZM95 216V215H93ZM92 218H95L93 217ZM214 216V215H213ZM211 216V218L213 217ZM1 217V216H0ZM19 217V216H18ZM18 217L15 216V218L18 219ZM30 217V216H29ZM36 217V216H35ZM41 217V216H40ZM44 217V216H43ZM52 217V216H51ZM57 217V216H56ZM59 217V216H58ZM68 217V216H67ZM70 217V216H69ZM83 217V216H82ZM100 217V216H99ZM115 217V216H114ZM201 218H203L202 216H200ZM210 217V216H209ZM221 217V215H220ZM224 217V215H223ZM25 218V217H24ZM32 218V217H31ZM42 218V217H41ZM47 218V217H46ZM72 218V217H70ZM69 218V219H70ZM73 218H77L75 216H73ZM79 218V221L82 219ZM89 218V217H88ZM87 218V219H88ZM105 218V216H104ZM116 218V217H115ZM9 219V218H8ZM58 219V218H57ZM61 219V217H60ZM108 219V218H107ZM112 219V217L110 218ZM119 219V218H118ZM122 219V220H123ZM221 219V218H220ZM223 219V218H222ZM23 220V219H22ZM27 220V219H25ZM32 220V219H31ZM59 220V219H58ZM62 220H64L62 218ZM68 220V218H67ZM73 220V219H72ZM75 220V219H74ZM89 220V219H88ZM93 220V219H92ZM94 220H97L94 219ZM101 220V219H99ZM106 220V218H105ZM109 220V219H108ZM215 220V219H214ZM5 221V220H4ZM13 221V220H12ZM10 221V222H12ZM16 221V219H15ZM38 221V220H37ZM36 221V223H37ZM56 221V220H54ZM69 221V220H68ZM78 221V220H77ZM111 221V220H110ZM208 221V220H207ZM211 221V219H210ZM218 221V220H217ZM6 224L8 221H5ZM42 222V221H40ZM44 222V220H43ZM57 222V221H56ZM61 222V221H60ZM74 222V221H73ZM84 222V221H83ZM92 222V221H90ZM104 222V221H103ZM107 222V221H106ZM114 222V221H113ZM213 222V221H212ZM1 223V222H0ZM4 223V222H3ZM17 223V222H16ZM39 223V222H38ZM37 223V224H38ZM54 223V222H53ZM64 223V222H63ZM93 223V222H92ZM108 223V222H107ZM118 223V222H117ZM122 223V221H121ZM14 224V223H13ZM36 224V225H37ZM55 224V223H54ZM53 224V226H54ZM58 224V222H57ZM56 224V225H57ZM65 224V223H64ZM62 224V226L64 225ZM67 224V223H66ZM69 224V223H68ZM67 224V225H68ZM72 224V223H71ZM78 224V223H77ZM89 224V222H88ZM99 224V223H98ZM120 224V223H119ZM123 224V223H122ZM215 224V223H214ZM55 225V227H56ZM79 225H82L81 223ZM100 225V224H99ZM112 225V224H111ZM110 225V226H111ZM3 226V225H2ZM31 226V221H23V222H19L18 223V229L16 231V236L15 238H17L16 240L19 242V239L22 235H24L27 230L30 229ZM40 226V225H39ZM52 226V227H53ZM92 226V225H91ZM90 226V227H91ZM102 226V225H100ZM115 226V225H114ZM121 226V225H119ZM123 226V227H124ZM224 226V225H223ZM58 227V225H57ZM61 227V226H60ZM69 227V226H68ZM72 227V226H71ZM84 227V226H83ZM124 227V228H125ZM1 228V227H0ZM37 228V226L35 227ZM34 228V229H35ZM115 228V227H114ZM15 229V228H14ZM73 229H77V227H73ZM97 229V228H96ZM122 229V228H121ZM120 229V230H121ZM228 229V228H227ZM6 230V229H5ZM59 230V229H58ZM61 230V229H60ZM94 230V229H93ZM127 230V231H126ZM14 231V233H15ZM82 231V230H80ZM51 232V231H50ZM62 232V231H61ZM72 232V230L69 228H66L65 233H70ZM90 232V231H89ZM94 232V231H93ZM91 232V233H93ZM105 232V231H104ZM103 232V233H104ZM232 232V231H231ZM76 233V232H75ZM102 233V231H101ZM113 233V232H112ZM117 233V232H114ZM8 234V232H7ZM32 234V231H31ZM52 234V233H51ZM50 234V235H51ZM60 234V232H59ZM58 234V235H59ZM72 234V233H71ZM87 234V232H86ZM95 234V232H94ZM120 234V233H119ZM55 235V234H54ZM57 235V236H58ZM77 235V234H76ZM75 235V236H76ZM99 235V234H98ZM107 235H108V231H107ZM122 235V234H120ZM125 235V234H124ZM122 235V237L124 236ZM225 235V237H224ZM261 235V234H260ZM28 236V234H27ZM37 236V235H36ZM35 236V237H36ZM79 235H77L78 238ZM93 236V235H92ZM106 236V235H105ZM131 236V235H130ZM141 236H146L145 238H147L146 242H141L140 238ZM188 236V237H187ZM262 236V235H261ZM264 236V235H263ZM10 237H12V235H10ZM34 237V236H33ZM46 237V236H45ZM50 237V236H49ZM65 237V236H64ZM73 237V236H72ZM91 237V236H90ZM101 235H99V241L101 239ZM116 237H118L116 235ZM228 237V236H227ZM7 238V237H6ZM26 238V237H25ZM32 238V237H31ZM71 238V237H70ZM129 238V237H128ZM232 238V237H231ZM232 238V239H233ZM1 239V238H0ZM28 239V237L26 238ZM37 239V238H35ZM47 239V237H46ZM50 239V238H49ZM55 239V238H54ZM67 239V238H66ZM73 239V238H72ZM75 239V238H74ZM105 239V238H104ZM108 239V238H107ZM112 240V238H110ZM114 239V238H113ZM119 239V237H118ZM125 239L122 238L121 241ZM164 240L167 244V247H162L160 244L161 240ZM186 241V244H182L183 240ZM214 239V240H213ZM231 239V240H232ZM8 240V239H7ZM5 240V238L3 237V239L0 240V264H23V260L22 257L19 253L18 248H11V252H9V246L8 247V242ZM31 240V239H29ZM44 240V239H43ZM69 240V239H68ZM109 240V239H108ZM116 240V239H115ZM229 240V239H228ZM230 240V241H231ZM235 240V239H234ZM26 241V240H25ZM45 241V240H44ZM50 241H53L52 238ZM93 241V240H91ZM113 241V240H112ZM124 241V240H123ZM24 242V241H23ZM39 242V241H38ZM66 242V241H65ZM74 242V241H73ZM90 242V240H89ZM88 240L86 242V245L89 244ZM102 242V241H101ZM109 242V241H108ZM117 242V241H116ZM120 242V241H119ZM118 242V243H119ZM132 242V241H130ZM216 242V243H215ZM252 242V243H251ZM248 242L245 243L244 245H240L237 250L238 253L240 255H242V257L240 259L237 260V264H264V237L261 238L259 241L256 242ZM42 242H39V244ZM49 243V242H48ZM93 246H94V242ZM97 243V242H95ZM126 243V242H124ZM171 244V247L174 249H171L173 251H170L168 249V244ZM185 243V242H184ZM229 243V242H227ZM259 244L260 245V250H257V252L253 253L251 252L252 244ZM17 244V242L15 243ZM28 244V243H27ZM55 244V243H54ZM72 244V243H71ZM75 244V243H74ZM104 244V243H103ZM127 244V243H126ZM14 245V243H13ZM19 245V244H17ZM30 245V244H29ZM41 245V244H40ZM47 245V242H46ZM69 245V244H68ZM92 245V244H91ZM96 245V244H95ZM107 245V244H105ZM114 245V242H113ZM190 245V246H189ZM15 246V245H14ZM58 246V245H57ZM61 246V244H60ZM72 246V245H70ZM92 246V248H93ZM101 246V245H99ZM121 246V245H119ZM189 246V247H188ZM17 247V246H15ZM41 248L44 247L40 246ZM50 247V246H49ZM89 248V246H87ZM95 247V246H94ZM105 247V246H104ZM113 247V246H112ZM125 247V246H124ZM127 247V246H126ZM257 247V246H256ZM22 248V247H21ZM48 248V247H47ZM46 248V250H47ZM54 248V246L52 247ZM58 248V247H57ZM73 248V247H72ZM75 248V246H74ZM77 248V246H76ZM96 248V247H95ZM103 248V247H102ZM107 248V247H106ZM114 248V247H113ZM112 248V249H113ZM211 248V249H209ZM225 248V247H224ZM228 246H226L225 249H227ZM32 249V248H31ZM30 249V251H31ZM44 249V248H43ZM94 249V248H93ZM104 249V248H103ZM122 249V248H121ZM124 249V248H123ZM197 249H193L195 252L197 251ZM216 249V248H215ZM221 249V248H220ZM236 249V248H235ZM49 250V249H48ZM60 250V249H58ZM63 250V249H62ZM66 250V249H65ZM73 250V249H72ZM101 250V249H100ZM105 250V249H104ZM109 250V248H108ZM111 250V249H110ZM116 250V249H113ZM127 250V249H126ZM192 250V248H191ZM190 250V251H191ZM223 250V249H222ZM236 250V252H237ZM34 251V250H33ZM44 251V250H43ZM76 251V250H75ZM89 251V250H88ZM123 251V250H122ZM217 251V250H216ZM53 252V251H52ZM55 252V251H54ZM53 252V253H54ZM72 252V251H71ZM91 252V249H90ZM126 252V251H124ZM136 252V254H134ZM251 252V254H250ZM26 253V252H24ZM32 253V252H30ZM29 253V254H30ZM50 253H51V249H50ZM79 253V252H77ZM82 253V252H81ZM80 253V255H81ZM105 253V252H104ZM217 252H214L213 254H215ZM228 253V251H227ZM56 255V253H54ZM97 254V253H96ZM28 255V254H27ZM49 255V254H48ZM64 255V254H63ZM71 255V254H70ZM79 255V256H80ZM106 255V254H105ZM104 255V256H105ZM129 255V254H128ZM194 254L192 253V256ZM54 256V255H53ZM58 256V255H57ZM62 256L61 253L59 254V257ZM91 256V254H90ZM195 256V255H194ZM213 256V255H212ZM230 256V255H229ZM23 257H26L23 256ZM77 257V256H76ZM207 257V256H206ZM205 257V258H206ZM216 258L217 261L220 262V264H225L224 262V254L223 253H219L216 256H213V258ZM58 258V257H56ZM81 258V257H80ZM92 258V257H90ZM96 258L98 259V254L96 256ZM101 259L98 260H102V257L100 255ZM105 258V257H104ZM193 258V257H192ZM196 258V257H194ZM193 258L194 261H196ZM35 259V258H34ZM60 259V258H59ZM68 259V257H67ZM93 259V258H92ZM128 259V258H127ZM212 259V258H211ZM25 260V259H24ZM27 260V259H26ZM33 260V259H32ZM31 260V261H32ZM51 260V259H50ZM53 260V259H52ZM66 260V259H65ZM79 260V259H77ZM91 260V259H90ZM89 260V261H90ZM130 260V261H131ZM202 260V259H201ZM234 260V259H233ZM56 261V260H55ZM61 261V260H60ZM93 264H95L97 262V260H93ZM212 261V260H211ZM62 262V261H61ZM73 262V261H72ZM87 262V261H86ZM129 262V260H128ZM191 262V260H190ZM26 263V262H25ZM24 263V264H25ZM66 263V261H65ZM29 264V263H28ZM54 264V261H53ZM57 264V263H56ZM59 264V263H58ZM64 264V263H63ZM99 264V261L96 263Z\"/></svg>",
    "mask_w": 264,
    "mask_h": 264
},
{
    "label": "rangeland",
    "instance_id": "374dc122",
    "mask_svg": "<svg viewBox=\"0 0 264 264\" xmlns=\"http://www.w3.org/2000/svg\"><path fill=\"white\" fill-rule=\"evenodd\" d=\"M52 1H55L54 3L56 4L57 3V5H59V6H57V5H55L54 3V7H56V10H54V7H52V5H51V8L50 9H48V11L46 10V12L48 13V15L47 16H45V18L44 17H41V23H40V25H38L39 27H37V33H38V35L40 34V31L42 30V29H46L47 27H49V26H56L55 28H56V31H59V29H58V27L60 28V30H61V24L60 23H64L65 21L64 20H70V28H71V32L73 31L72 29H77V30H74V32H76V33H71L70 32V34H71V36H70V38L69 39H71V37H73L72 35H74V37L71 39V40H69L68 42H70V44L73 46L74 44L76 45H78V44H80L81 43V45H78V46H81V48L80 47H78L77 45V47H78V49H77V47H75V45L72 47V46H70V45H68V47L69 48H67V46L65 47V48H62L63 47V44L61 43L60 45H58L57 47L58 48H55V50L53 49L52 51H54V52H51V60H52V62H53V65L54 66H58V65H60V68H59V66H58V68H57V66H56V68H57V70L58 71H61V68H63L62 69V71H64L65 73H66V71H67V74L74 80H88L91 84H95V83H97V82H106L105 84H109L110 82L113 84H111L112 86H115V85H118L120 88H123L124 89V87H125V85L127 84V85H131L132 86V89L130 90L131 92H130V95L129 96H131L132 97V95L131 94H142L144 91H146V90H144V89H147V91L146 92H150L151 90L152 91H156V89H158V91H161V89L163 88H169V90H170V87H172L171 89H173V90H170V93H171V91H172V94H173V96L175 97V96H177V98L179 99V95L180 94H182L180 97L182 98V96H185V97H183V98H185V99H183L184 100V102H186L187 101V99H188V101H187V103L189 104V102H191L190 104H192V101H193V99L196 101L197 100V98H195V97H197V96H199L198 98L199 99H201V97H202V99H201V101H203V103L202 102H200V100H199V102H198V100L196 101V104L194 105H188L187 103L186 104H184V102L183 101H178L177 103H179L180 102V104H175V103H173L171 106H170V108H171V110L173 111V113L176 111V109H177V107H178V105H179V107H178V109H177V113H178V115H181L182 117L185 115V117H183V119H185V120H187L188 122L189 121H191V119H194V121H195V123L197 124V128H195V129H193V130H189L187 133H185V134H183L182 136L184 137V138H189L190 136H192V134H194V133H196L198 136L200 135V137L198 138V150H200V152L202 151H205V152H208L209 154H210V156H211V162H210V164L208 165V167L206 168V169H204L203 171L201 170H199L198 171V193H196V195H194V198H195V200H199L198 201V214L200 215V216H202L203 218H201L200 216H198V228L200 227L199 225L200 224H202L203 222L205 223V221H203V220H206V224H208L209 226L211 225V226H213V225H217V226H221V228L223 227L224 228V230H226V231H230V234L229 233H227V234H225L226 235V240L225 241H227V242H229V243H227L226 242V245H224L223 246V248L222 247H219L218 246V244H217V246H216V244H214L215 245V247L214 248H209V249H211L212 250V252L211 253H208V255H204L199 261H200V263H198V247H196V246H191L190 248H184L186 251L187 250H191V248H192V250L190 251H187V253L189 254V252H190V254H189V263H187V264H220V262L219 261H217V259L214 257L213 258V256H216L217 254H219V253H223L224 254V262L223 263H225V264H237V260L238 259H240L241 257H242V255H240L239 253H238V250H237V248L240 246V245H244L245 243H248V242H251V241H253V242H256V241H259L261 238H263L264 236V227L262 228V229H260L259 227H257L256 229H255V231L253 232V234L252 235H249V236H246V237H240V238H233V232H235V230L237 229L235 226H237V225H239V223H241V219H242V216L241 215H237L236 213H235V211H234V209H233V207L230 205V204H228L227 202H226V200H225V197H227V195H229V194H233L232 192V190H234V188L235 187H239V188H241V189H243L245 192L246 191H248L247 190V187H246V185L244 184L245 183V181L244 180H242V179H244V177H242L243 176V173L245 172V170L246 171H250V169L251 168H257V169H264V159H262L261 160V158H263V154H264V152H261L260 154L258 153V154H256L255 155V157H254V155H253V153L254 152H252V151H247L246 149H243L242 147H241V149H239L240 147L237 145L238 143L237 142H239L240 140H243L244 138L246 139V140H250V141H255L256 139L259 141V139H260V141H262V142H260V146H261V148H263L264 147V116H263V114H264V111L262 110V108L264 109V72H262V71H264V0H79V2H81V6H78V5H80V3H77L78 2V0L76 1V2H74L73 0H52ZM57 1V2H56ZM62 1V2H61ZM71 1H73V2H71ZM61 2V4H59ZM64 2H66V4H67V8H68V11H65V10H67V8L66 9H63L64 7H66L65 5V3ZM71 2V4L70 5H72V6H74V4L76 5V3L78 4V5H76V6H74V8H76L75 10H81V12H82V10H83V12L81 13V14H79L80 12L78 11V12H76L75 10H74V8L72 7V9H70L71 7H70V5L68 6V4ZM63 3V4H62ZM74 3V4H73ZM201 3V4H200ZM65 4V5H64ZM200 4V5H199ZM64 5V7L62 8V6ZM184 5H186V6H184ZM198 5H199V7H198ZM203 6V10H202V6ZM80 8H78V7ZM189 8H191L190 10H188V7ZM201 6V7H200ZM3 7V8H2ZM1 8H0V18H5L6 19V21L3 23V25H2V27H1V29H0V68H2V66H3V68H4V70H7L8 69V67L10 66V64L12 65V63L14 62L13 60H15L14 58H11V57H14L13 56V54H14V52L16 51L15 49H14V46L13 47H11L12 45H13V43L11 42L12 41V38H11V36H12V34H13V31H14V29H15V27L19 24V22L21 21V17H22V15H21V8H11V7H8V6H2ZM5 7V8H4ZM58 7H60V8H62L61 10H60V8L58 9ZM221 7H222V9H224V10H221ZM211 8V10H209V9ZM45 9V8H44ZM186 9V10H185ZM52 10V11H51ZM58 10V11H57ZM60 10V11H59ZM72 10V11H71ZM84 10H85V12L87 13H85V14H83L84 13ZM204 10H205V12H204ZM72 13H71V12ZM75 11V12H74ZM185 11V12H184ZM192 11H194V12H192ZM201 11V12H200ZM214 11V12H213ZM220 11H221V13H220ZM53 12V13H52ZM218 12V13H217ZM14 13V14H13ZM70 13V14H69ZM189 13V14H188ZM203 13V14H202ZM13 14V15H12ZM63 14V15H62ZM77 14V15H76ZM191 14H192V16H191ZM2 15V16H1ZM20 17V19L18 20V19H16L18 16ZM21 15V16H20ZM54 15V16H53ZM61 15V16H60ZM83 15V16H82ZM188 17H187V16ZM205 15V16H204ZM7 16V17H6ZM17 16V17H16ZM49 16V17H48ZM67 16V17H66ZM72 16V17H71ZM63 17V18H62ZM84 17V18H83ZM86 17V18H85ZM186 18H189V19H186ZM193 18V19H192ZM211 18V19H210ZM213 18V19H212ZM64 19V20H63ZM203 19V20H202ZM206 20V23L204 22L203 23V21H205ZM48 20V21H47ZM81 20V21H80ZM89 20V21H88ZM202 21V23H203V25H202V23L201 22H199V21ZM216 20V21H215ZM55 21V22H54ZM86 21V22H85ZM211 21V22H210ZM225 21V22H224ZM261 21V22H260ZM7 22V23H6ZM18 22V23H17ZM60 22V23H59ZM75 22V23H74ZM80 22V23H79ZM184 22H188V24L187 23H184ZM190 22H192V23H190ZM256 22H257V24H258V26H257V24H256ZM55 23V24H54ZM57 23V24H56ZM79 23V25H77ZM85 23V25H82V24H84ZM179 23V24H178ZM200 23V24H199ZM219 24V26H218V24ZM261 25H260V24ZM60 24V25H59ZM73 24V25H72ZM176 26H175V25ZM181 24H184V25H181ZM59 25V26H58ZM179 25V26H178ZM204 25H205V27L207 28H205L204 27ZM216 25V26H215ZM75 28H74V27ZM256 26H257V29H260V31H262V32H259L257 29H256ZM262 26H263V28H262ZM185 27H187V29L185 28ZM192 27V28H191ZM199 27H201L202 29H204L205 28V32H203L204 30H202V29H200ZM216 27V28H215ZM184 28V29H183ZM212 28V29H211ZM41 29V30H40ZM186 29V30H185ZM193 29V30H192ZM201 31H200V30ZM79 30V31H78ZM195 30V31H194ZM199 30V31H198ZM257 30V32H255ZM8 31V32H7ZM78 31V32H77ZM186 31H188V34H186L185 32ZM196 31H198L200 34H201V37L199 38L200 40H197L198 39V37L200 36V34L198 33V32H196ZM207 31L210 33L208 36L207 35H203V34H208L207 33ZM194 32H196V33H194ZM225 32V33H224ZM245 32V33H244ZM254 32H255V34H254ZM191 33V34H190ZM215 33V34H214ZM247 33V34H246ZM258 33V34H257ZM77 34V35H76ZM212 34H214V35H212ZM221 34V35H220ZM225 34V35H224ZM250 34V35H249ZM198 35V36H197ZM205 37H203V36ZM224 37H223V36ZM243 35L245 36L244 38H242L243 37ZM192 36V37H191ZM219 36V37H218ZM222 36V37H221ZM257 36V37H256ZM76 37H78V41H77V38ZM197 39H196V38ZM207 37L209 38L207 41H204V40H206L207 39ZM247 37V39H245ZM259 37V38H258ZM260 37H261V40H260ZM202 38V39H201ZM215 38V39H214ZM255 38H257V40L255 39ZM38 39H39V37H38ZM74 39V40H73ZM80 39V40H79ZM212 39V40H211ZM220 39H221V41H220ZM258 39H259V41H258ZM46 40V39H45ZM48 40V39H47ZM83 40V41H82ZM189 40V41H188ZM194 42H193V41ZM198 42H197V41ZM203 40V42L202 43H200L201 41ZM40 41H42L41 39H39L38 41H37V43H40ZM71 41H72V43H71ZM75 43H74V42ZM187 41V42H186ZM6 42H9V43H5ZM59 42H61V39H59V40H56V43L55 44H58ZM84 42V43H83ZM146 44H145V43ZM189 43V45H185V43ZM197 42V43H196ZM222 42V43H221ZM226 42V43H225ZM255 42V43H254ZM74 43V44H73ZM148 43V44H147ZM156 43V44H155ZM160 43H163V44H159ZM179 43V44H178ZM193 43V44H192ZM214 43V44H213ZM226 44V45H224L223 46V44ZM232 43V44H231ZM2 44H4V45H2ZM69 44V43H68ZM87 44V46H85ZM150 44V45H149ZM154 44L155 45H159L158 47L160 48H156V46L153 48L152 46H154ZM198 44V45H197ZM199 44H200V46H199ZM211 44L213 45V46H211ZM7 45V46H6ZM11 45V46H10ZM50 45H52V43L50 44ZM142 45V46H141ZM144 45V46H143ZM145 45H148L149 46V48L148 47H146V49H144L145 48ZM183 45V46H182ZM9 46H10V48H9ZM60 46H61V48L62 49H60ZM84 46V47H83ZM167 46H168V48H167ZM187 46H189V48L187 47ZM84 49H83V48ZM210 47V49H208ZM223 47V48H222ZM225 47V48H224ZM227 47V48H226ZM8 48V49H7ZM79 48H80V51H79ZM151 48H153L154 49V52H156L157 51V54L156 53H153V52H151V51H148V49L149 50H151ZM198 48H199V51H198ZM201 48H202V51H201ZM205 48V49H204ZM63 49H64V51H66V49H68V51L67 52H65L64 53V56H63V54H62V52H63ZM72 49V52L73 51H75V52H79L81 55H78V56H76L75 57V55H77L76 53H72L71 51H69V50H71ZM155 49H156V51H155ZM169 49H170V51H169ZM174 49H175V53H177V54H175L174 52H172V51H174ZM194 49V50H193ZM225 49V50H224ZM60 51V53L58 54V52ZM82 50H84V51H82ZM158 50H159V52H158ZM232 52H231V51ZM13 51V52H12ZM58 51V52H57ZM143 51V52H142ZM153 51V50H152ZM179 51H181V53L179 52ZM194 51V52H193ZM253 51V52H252ZM68 52H70L69 54H70V56H69V54H67ZM82 52V53H81ZM145 52H149V53H145ZM202 52H203V54H202ZM205 52V53H204ZM222 52V53H221ZM54 53H55V57H53V55H54ZM57 53V54H56ZM150 53H152V55H157V56H164V57H166V58H169V57H173L172 59H176V63H175V65H173V67H172V70L173 71H177L176 73V75L175 76H166V77H163V78H160V79H157L155 82H154V84H151V87L149 86V85H147V84H149V82L148 81H146V80H144V79H142V78H139L138 77V73L139 72H142V71H145L146 69L145 68H143V65H144V63H143V61L144 60H146V57H148V54H150ZM183 53H184V56L185 57H187V58H185L184 56H182L183 55ZM190 53H191V55L192 56H190ZM235 53V54H234ZM11 54H12V56H11ZM15 54H16V52H15ZM14 54V55H15ZM73 54H74V57H73ZM136 54H138V55H136ZM199 54H200V56H199ZM224 54V55H223ZM228 54V55H227ZM233 54V55H232ZM58 55H60L59 57H58ZM65 55H67L66 57H65ZM82 55H84V56H82ZM140 55H142L143 56V58H141L140 57ZM186 55H188V56H186ZM193 55H195V58L193 59ZM202 55V56H201ZM216 55V56H215ZM221 55V56H220ZM227 57H226V56ZM230 55L231 56H233V57H230ZM235 55V56H234ZM237 55V56H236ZM8 56H11V57H8ZM16 56V55H15ZM40 56H41V58L43 57L41 54H38V56H37V59L39 60V59H41L40 58ZM137 56V58H135ZM150 56V55H149ZM220 56V57H219ZM57 57L59 58L58 60L60 61H58L57 60ZM68 57H70V59L68 58ZM72 57H73V59H75V58H77L75 61L72 59ZM82 57H85V58H82ZM225 57V58H224ZM251 57V58H250ZM10 60V59H13V60H10V61H8V59ZM46 58V57H45ZM53 58H56V60L54 59L53 60ZM64 58H68V59H64ZM78 58H79V60H78ZM87 58V59H86ZM213 58V59H212ZM216 58V59H215ZM219 58V59H218ZM260 58H262L261 59V61H260ZM6 59H7V65H8V63L10 62V64L8 65V66H6V63H5V61H6ZM139 59V60H138ZM141 59H142V62H141ZM218 59V60H217ZM253 59H255V60H253ZM5 60V61H4ZM63 60V61H62ZM71 60V61H70ZM189 60H191V63L190 62H188ZM193 60V61H192ZM196 60V61H195ZM208 60H209V62H208ZM212 60V61H211ZM216 60V61H215ZM223 60V61H222ZM232 60H233V62H232ZM263 60V61H262ZM11 61H13V62H11ZM65 61H67V62H65ZM68 61H69V63H68ZM139 61V62H138ZM215 61V62H214ZM71 62H74V63H72L71 64ZM127 63V65H125L126 63ZM188 62V63H187ZM198 62V63H197ZM217 62V63H216ZM219 62V63H218ZM229 62V63H228ZM260 62V63H259ZM54 63H57V64H54ZM65 63H67V66H66V64ZM141 63V64H140ZM193 63V64H192ZM195 63V64H194ZM221 63V64H220ZM226 63H228V64H226ZM242 63H244V65H248V67L247 68H244L243 66L244 65H242ZM61 64H63V65H61ZM75 65V68H74V70H73V66ZM90 64V65H89ZM178 64V65H177ZM212 64V65H211ZM213 64H214V68H213ZM223 64L225 65V66H223ZM238 64V65H237ZM92 65V66H91ZM177 65V69L175 68V66ZM179 65H182V66H179ZM199 65V66H198ZM201 65V66H200ZM210 65H211V68H210ZM216 65L218 66V68H216ZM219 65H222V68H221V66H219ZM242 66V68H241V66ZM76 66H77V68H76ZM94 66H95V68H94ZM139 66H140V68H139ZM178 66H179V68H178ZM205 66H206V68H205ZM97 68V69H96ZM209 68V69H208ZM216 68V69H215ZM38 69H39V72L41 71V68H40V66L38 65L36 68H34V70H33V73L34 74H36L37 72H38ZM175 69V70H174ZM202 69V70H201ZM204 69V70H203ZM217 69L219 70V71H217ZM66 70V71H65ZM97 70V71H96ZM129 70L131 71V73L129 72ZM137 70V71H136ZM207 70V71H206ZM209 70V71H208ZM214 70V71H213ZM99 71H101V72H99ZM128 71V72H127ZM242 71V72H241ZM258 71V72H257ZM86 72V73H85ZM132 72H134V73H132ZM181 72V73H180ZM216 72H217V74H216ZM219 72V73H218ZM220 72H221V74H220ZM231 72H233V74L231 75ZM246 72V73H245ZM250 72H253L252 74H253V76H252V74L250 73ZM259 72H260V74L262 75H260L259 74ZM73 73V74H72ZM78 73V74H77ZM85 73V74H84ZM95 73V74H94ZM184 73V74H183ZM193 73V74H192ZM224 73V74H223ZM227 73V74H226ZM229 73H230V76H229ZM84 74V75H83ZM87 74V75H86ZM91 74V75H90ZM99 74V75H98ZM195 74H197V75H195ZM200 74H201V76H200ZM210 74H212V75H210ZM244 74H246V75H244ZM248 74V75H247ZM250 74V75H249ZM259 74V75H258ZM89 75H90V77H89ZM97 75V76H96ZM107 75V76H106ZM210 75V76H209ZM221 75L224 77H227V78H225V79H228L229 77L231 78V76H233L232 77V79H235V80H231V81H229V79H228V82H227V80H225L223 77H221ZM227 75V76H226ZM238 75V77H237V79L235 78L236 76ZM176 76H178V77H176ZM203 76V77H202ZM205 76H207L208 77V79L205 77ZM229 76V77H228ZM242 78H241V77ZM244 76V77H243ZM251 76V77H250ZM86 79H85V78ZM210 77H212V78H215L214 80H215V82H211V80H209L210 79ZM218 77L220 78V79H218ZM250 78V79H248V78ZM97 78H98V80H97ZM103 79V81H101V79ZM109 78V79H108ZM120 78H121V81H120ZM181 78V79H180ZM204 78V79H203ZM238 78H241V79H239L238 80ZM114 79V80H113ZM129 79V80H128ZM174 79H175V81H174ZM202 79V80H201ZM207 79V80H206ZM245 79V80H244ZM105 80V81H104ZM117 80V81H116ZM131 80V81H130ZM172 80V81H171ZM217 80V81H216ZM220 80V81H219ZM223 80V81H222ZM225 80V81H224ZM247 80H248V82H247ZM258 80V81H257ZM132 81H134V82H132ZM138 81V82H137ZM141 81V82H140ZM145 83H143V82ZM158 81V82H157ZM167 81V82H166ZM199 81V82H198ZM206 82L207 81V83L209 82V84H207V86L210 88H208L207 86H205V87H202V85L204 86V85H206L205 83L203 84V82ZM234 83H233V82ZM258 83H257V82ZM120 82H122V83H120ZM129 82H131V84H129ZM138 84H137V83ZM140 82V83H139ZM164 82V83H163ZM168 82H169V84H168ZM170 82H171V85H170ZM192 82V83H191ZM211 82V83H210ZM221 82V83H220ZM230 82V83H229ZM242 82V83H241ZM261 82V83H260ZM2 83V84H1ZM6 84V82H3V80L2 81H0V85H3V84ZM116 83V84H115ZM134 83V84H133ZM136 83V84H135ZM157 83V84H156ZM224 83V84H223ZM237 83V85H235ZM245 85H244V84ZM4 84V85H5ZM121 86H120V85ZM125 84V85H124ZM133 84V85H132ZM169 86H168V85ZM174 84V85H173ZM211 84V85H210ZM221 84V85H220ZM240 84L242 85V86H240ZM249 85V86H247V85ZM251 84V85H250ZM4 85L2 86V88L4 89L5 87H4ZM124 85V86H123ZM126 85V86H127ZM160 85V86H159ZM173 85V86H172ZM188 85V86H187ZM196 85V86H195ZM213 85V86H212ZM220 85V86H219ZM239 85V86H238ZM258 85H259V87H258ZM131 86H128V87H131ZM138 86V87H137ZM140 86V87H139ZM142 86V87H141ZM143 86H144V88H143ZM155 86V87H154ZM157 86H159V87H157ZM167 86V87H166ZM199 87V90H198V87ZM211 86V87H210ZM221 86H222V90L224 91L225 89L224 88H226V92H228L227 94V96H225L224 95V93L226 94V92L224 91H222L221 90ZM229 86V90H230V92H229V90L227 89V87ZM232 86H233V89H234V91H233V89H230V88H232ZM239 88H241V89H239L238 90V87ZM244 86H246L247 88L245 89V87ZM256 86H257V88H256ZM134 87V88H133ZM137 87V88H136ZM146 87V88H145ZM151 89H150V88ZM154 87V88H153ZM184 87L186 88V89H184ZM192 87V88H191ZM194 87V88H193ZM196 87H197V89H196ZM236 89H235V88ZM243 87V88H242ZM248 87H249V89H250V87H251V91L248 89ZM262 88V92H263V94H261L260 95V92H259V90L258 89H261ZM1 88V89H2ZM136 88V89H135ZM161 88V89H160ZM178 88V89H177ZM187 88H189V89H187ZM204 88V89H203ZM206 88V89H205ZM256 88V89H255ZM125 89H128L127 87L125 88ZM138 89V90H137ZM150 91H149V90ZM160 89V90H159ZM176 89V90H175ZM182 89V90H181ZM246 91H248V92H246V94L248 93V94H250V95H248V97H249V102L250 103H246V102H244V99H245V97L244 96H246L247 97V95L245 94L244 95V92H245V90ZM133 90V91H132ZM140 90H142L141 92L142 93H140ZM144 90V91H143ZM165 90V89H164ZM185 90H187V91H189V92H187V91H185ZM193 90L195 91V92H197V93H195V92H193ZM201 90V91H200ZM207 90H209V92L207 91ZM242 90V91H241ZM243 90H244V92H243ZM180 91H184V92H186V94H188V96H190V97H188V96H186V94L184 93V92H181L180 93ZM198 91L199 92H201L200 94L198 93ZM204 91V92H203ZM213 91V92H212ZM217 91H219V92H217ZM239 91H240V93H239ZM253 91H255V93L253 92ZM133 92V93H132ZM176 92V93H175ZM178 92L180 93V94H178ZM233 92V93H232ZM237 92V93H236ZM261 92V93H262ZM175 93V94H174ZM205 93H207V94H209V97H208V95L207 94H205ZM215 93H217V94H215ZM219 93H221V94H223V95H221V94H219ZM229 93L230 94H232L233 95V99H232V97H231V95H229ZM242 93H243V95H242ZM255 95H254V94ZM172 94H171V96H172ZM211 94L213 95V96H215V97H213V98H211ZM219 94V95H218ZM239 94H241L240 96H237V95H239ZM251 94H252V96H251ZM46 95V94H45ZM195 95H197V96H195ZM201 95V96H200ZM234 95H236V97H234ZM171 96L169 95V97L171 98ZM194 96V97H193ZM217 96H220L221 97V99H223V101H221V99L219 100L220 101V104L221 103H224V104H222V105H224V107L223 106H218L217 104L219 103V101H218V103H214L216 106H218V107H216V106H213V108L215 109H213V110H211L212 108L210 107V106H212V105H214V104H212V101L213 102H217V100H218V97ZM224 96H225V99L227 98L228 99V97L229 98H231L232 99V101L230 102L229 101V104H228V102H227V100L225 101V99H224ZM188 97V98H187ZM210 99L209 100V102H208V98ZM219 97V98H220ZM242 99H240V98ZM247 97V98H248ZM47 97H45V99H46ZM121 98V99H120ZM237 98V99H236ZM122 99H124V100H122ZM217 99V100H216ZM255 99V100H254ZM126 98H124V97H120L119 96V98L117 99V100H115L114 101V103H111V106L108 104L107 106L111 109V110H113V111H117L118 112V116L120 115V113L124 110H121V109H119L120 107H118L119 105L122 107V108H125V111L122 113L123 114V116H125L126 114H128L129 113V111H131L132 109L131 108H129L128 106H127V104H124V105H126L128 108H126V106H122V104L123 103H127L128 101L126 100ZM179 100H181V99H179ZM215 100V101H214ZM236 100V101H235ZM106 101H108V100H106ZM123 101V102H122ZM256 101V102H255ZM259 102V104H258V102ZM262 101V103H260ZM198 102V103H197ZM205 102H207V104L205 103ZM211 102V103H210ZM254 102H255V105L259 108V110H258V108L256 107V106H254ZM119 103V104H118ZM193 103H195V102H193ZM225 103H227L228 105L226 106V104ZM239 105H241L240 106V109H239V111L241 110V112H245V108L248 106V105H251L252 104V106H254V108L256 109H254V111H255V117L251 120V122H249V123H243V122H241V125L243 126V128H241L242 126L240 125L238 128H239V130H238V128L237 129H233V127H232V125L230 126V124L232 123V118H231V116L229 115V114H227V112L230 110V109H232V108H234L235 106H239ZM117 104V105H116ZM182 104V105H181ZM201 106H200V105ZM204 104V105H203ZM206 104V105H205ZM210 104V105H209ZM212 104V105H211ZM219 104V105H220ZM175 105H177V107L175 106ZM188 105V106H187ZM196 105L198 106L197 108H196ZM118 108H117V107ZM174 106V107H173ZM181 106V107H180ZM185 107V108H183V107ZM186 106H187V108L189 109V107H190V109H191V111L193 110V108H194V112L192 111H190V109L188 110V109H186ZM229 106H230V108H229ZM107 107V108H108ZM172 107H173V109L175 108V111L172 109ZM192 107V108H191ZM203 107H205V108H202ZM209 107V108H208ZM217 109H216V108ZM220 107H222L221 109H220ZM228 107V108H227ZM245 107V108H244ZM260 107H261V109H260ZM108 108V109H109ZM113 108V109H112ZM117 108V109H116ZM179 108L181 109V110H179ZM207 108V109H206ZM219 108V109H218ZM244 108V109H243ZM71 109V110H70ZM82 109H83V111H82ZM85 108H81V107H79V106H76V105H73V106H71L70 108H69V110L70 111H72V112H70L68 109L67 110H62V111H60L59 112V118L61 119L63 116H64V113L66 112V113H71V114H76L77 115V117L79 116V117H81V116H85L86 115V118H88V117H90L91 116V114H90V112H92V114L94 113L93 112V110H92V108H90V109H85ZM114 109H116V110H114ZM127 109H128V111H127ZM185 109L187 110V114H190L189 116L188 115H186L185 114ZM200 111H199V110ZM202 109V110H201ZM206 111H205V110ZM225 109L227 110V112L226 113H224L225 112ZM79 111V113H78V111ZM81 110V111H80ZM92 110V111H91ZM118 110H120V111H118ZM184 110V114L183 113H181L182 111ZM208 110H210V111H208ZM220 110V111H219ZM262 110V111H261ZM32 111V110H31ZM31 111H29V110H27V111H25L24 113H21L20 114V116H18V118L16 119V120H14L13 121V123L11 124V125H9V126H7L6 128H4L1 132H0V141L1 140H3V139H6V137H7V135H8V133L10 132V134H11V136H10V139H14V140H16L17 139V137H19L20 139H21V141H22V143H24V141H26L27 140V142L26 143H28L29 141V139L31 138V137H33V138H31L30 139V141H32V145H30L31 143L29 142V144L27 145L26 143V145L28 146V147H36V149H38V151L37 150H35V148H32L31 147V149H33L34 150V154L32 155V156H29V158L27 157V158H23V161H24V163H29V165L31 164V162H32V164H31V166L32 167H35L37 164L39 165L40 163H42V162H44L43 160H46L45 158H49L48 156H51V155H49L48 153H49V151L48 152H46L47 154H45V152H44V148H45V151H47L46 150V147L48 148V149H52L50 152H51V154H52V152H53V150H54V152H53V154L55 153V150H56V148H58V151L61 149V147H60V145H58V144H62V143H64V141L66 140V138H68L67 137V134H68V136L70 137V135H72L71 133H69L68 131L69 130H63V132H61L60 133V131H58L56 128H58V127H60V125L61 126H63V124H59L58 122L56 123L55 122V125H53L54 126V128H55V130H54V128L52 129L50 126V128L51 129H49L48 127L47 128H45L46 130L44 131L43 129H44V127H46L45 125H44V121H43V117H44V115H42L40 118V120L41 121H39L41 124H43L44 126H43V128H41L42 130H39V131H41V132H39L38 131V133H31V135H30V132H31V130L29 129L28 131L26 130V131H24V132H22L23 134H22V136H21V134H18V133H12L13 131L11 130V128H12V126L21 118L22 119V117L24 116V117H26L27 116V114H29ZM65 111V112H64ZM196 111H198V112H196ZM202 111V113H204V114H201V113H199V112H201ZM214 111V112H213ZM216 111H219V113L217 112L216 114H215V112ZM258 113H257V112ZM263 113H261V112ZM77 112V113H76ZM127 112V113H126ZM260 112V113H259ZM66 113H65V115H66ZM125 113V114H124ZM181 113V114H180ZM193 113V114H192ZM197 114V118H195L194 116H192L191 117V115H195V114ZM206 113V114H205ZM208 113V114H207ZM223 113V114H222ZM61 114H63V116L61 115ZM81 114H83V115H81ZM146 114V113H145ZM175 114H176V112H175ZM183 114V115H182ZM210 114V115H209ZM215 114V115H214ZM217 114H218V116H217ZM220 114V115H219ZM222 114V115H221ZM226 114V115H225ZM26 115V116H25ZM81 115V116H80ZM87 115H88V117H87ZM140 115H142V116H144V113H142V114H140ZM213 117H212V116ZM188 118H187V117ZM199 116H201V117H199ZM203 116V117H202ZM207 116H209L210 117V121H209V117L208 118H206ZM262 116V117H261ZM23 117V118H24ZM78 117V118H79ZM220 117H224L225 119H223V121L222 122H220L219 121V119H220ZM229 117V118H228ZM257 117V118H256ZM82 118V117H81ZM119 118V117H118ZM121 118V117H120ZM123 118L124 117H122L121 119L123 120ZM189 118H190V120H189ZM75 119H76V116H75ZM198 119V120H197ZM200 119V120H199ZM213 119V120H212ZM38 120H39V118H38ZM201 120H204V121H201ZM61 121V120H60ZM59 121V122H60ZM186 121V122H187ZM211 121H212V124H210L211 123ZM228 121H230V123L228 122ZM43 122V123H42ZM214 122V123H213ZM229 123V126H228V123ZM61 123V122H60ZM172 123H176V121H172ZM208 123H209V125H208ZM220 123V124H219ZM225 123L227 124V125H225ZM254 123H255V126H254ZM59 124V126H57ZM205 124V125H204ZM222 124V125H221ZM244 124H249V125H244ZM200 125V126H199ZM210 126L209 128L208 127H204V126ZM219 125V126H218ZM48 126V125H47ZM213 126V127H212ZM222 126V127H221ZM254 127V128H252V127ZM259 126H260V128H259ZM262 126V127H261ZM64 127V126H63ZM63 127H61L62 129H63ZM215 127V128H214ZM221 127V129H219ZM61 128H59L61 131H62V129ZM64 128H66V127H64ZM208 128V129H207ZM212 128H213V130H212ZM223 128H224V130H223ZM226 128V129H225ZM230 128V129H229ZM233 130H232V129ZM241 128V129H240ZM214 129H215V131H214ZM245 129V130H244ZM6 130V131H5ZM53 130V131H52ZM212 130V131H211ZM217 130V131H216ZM223 130V131H222ZM237 130V131H236ZM52 131V132H51ZM65 131H66V133H65ZM218 131H221L220 133L218 132ZM229 131H233V133L235 134L236 133V135H235V137H234V139H229V143L227 142L228 140H225L224 139V136H225V134L226 133H230ZM256 131V132H255ZM2 132H4V133H2ZM8 132V133H7ZM46 133L45 135H46V137L48 136L49 137V139L50 138H52V136L54 135V132H56V136H58L57 138H61V140H59L60 142H58V140H57V142H56V145H55V143H54V145H55V148L54 147H52V145H53V142H51V141H56L55 139H57V138H54V140H53V138H52V140L51 141H48L49 143H52V145H50V144H48V143H43V142H45L46 140V137L45 136H43L44 135V133ZM52 133L51 135L52 136H49L50 134L49 133ZM57 132H58V134H57ZM74 132V131H73ZM209 132H211V133H209ZM238 132V133H237ZM253 132V133H252ZM263 132V133H262ZM24 133H26V134H24ZM39 133H41V134H43V135H41L40 136V138H41V140H40V138H39V141H36V139L39 137ZM64 133H65V135H64ZM78 134H80V135H82V133H79V132H77ZM192 133V134H191ZM220 135H219V134ZM243 133V134H242ZM255 133V134H254ZM258 133V134H257ZM5 134H6V137H5ZM9 134V135H10ZM15 136H14V135ZM27 134H29V135H27ZM35 134V135H34ZM77 134V135H78ZM168 134V135H167ZM167 134H166V140H170V139H172V140H174V138L177 136L174 132H167ZM205 134H207V136L205 135ZM213 136H212V135ZM223 134V135H222ZM240 134H241V136H240ZM251 134V135H250ZM9 135H8V141H7V139L5 140V142H6V145H8V146H6V145H3L4 146V148L2 147V149H3V151L4 152H6L5 153V157H6V159H4V161H0V164L2 165H0V169L1 168H3V167H7V166H4V165H6L7 163L9 164V163H12L13 161H15V162H13V163H17V165L19 164L18 163V160H19V153H21V152H24V148H22L21 146L19 147L16 143H15V141L13 140V143H12V140H10L9 139ZM33 135V136H32ZM37 135V136H36ZM59 135H61L60 137H59ZM65 137H64V136ZM76 135V136H77ZM79 135V136H80ZM253 135V136H252ZM17 136V137H16ZM24 136H26L27 137V139H26V137L25 138H23ZM29 136V137H28ZM55 136V135H54ZM53 136V137H54ZM55 136V137H56ZM78 136V137H79ZM221 136V137H220ZM239 136V137H238ZM244 136H246V137H244ZM259 136V137H258ZM2 137H3V139H2ZM15 137V138H14ZM44 139H43V138ZM62 137H63V139H62ZM205 137H207V139L205 138ZM210 137V138H209ZM220 137V138H219ZM223 137V138H222ZM241 137V138H240ZM255 137H257V138H255ZM29 138V139H28ZM36 138V139H35ZM80 138V137H79ZM79 138H77V139H79ZM201 138V139H200ZM69 139V138H68ZM10 140V141H9ZM35 142H34V141ZM38 140V139H37ZM45 140V141H44ZM214 140H215V142H214ZM223 140V141H222ZM239 140V141H238ZM256 140V141H257ZM46 141V142H47ZM70 141H74V140H72L71 138H70ZM219 141V142H218ZM227 143H226V142ZM233 141H234V143L236 142L237 144H235L234 145V143H233ZM10 142V143H9ZM36 142H42L43 144H45V145H43L42 143H41V145H40V143L38 144H36ZM219 144H218V143ZM221 142V143H220ZM69 143H71V142H69ZM73 143V142H72ZM216 143V144H215ZM223 143V144H222ZM233 143V144H232ZM16 144V145H15ZM36 144V145H35ZM74 144V143H73ZM73 144L71 145V146H73ZM75 144H76V146L75 147H77L78 145H77V142L75 141ZM215 144V145H214ZM221 144V145H220ZM224 144H225V146H224ZM230 144V145H229ZM10 145V146H9ZM34 145V146H33ZM39 145V146H38ZM47 145H50V147H52V148H49V146H47ZM53 145V146H54ZM63 145V144H62ZM61 145V146H62ZM218 145V146H217ZM220 145V146H219ZM234 145V146H233ZM14 146H16V147H18V148H16V147H14ZM41 146L42 147H44L43 149L41 148ZM57 146V147H56ZM213 146V147H212ZM227 146V147H226ZM232 148H231V147ZM37 147H39V148H41L42 149V151H41V149H39V148H37ZM81 147H83V145H82V143H81ZM80 147V144H79V149L81 148ZM184 147H186V144H183L182 145V147H180V148H183V149H186V148H184ZM208 148V150L210 151H208L207 149H205V148ZM210 147V148H209ZM212 147V148H211ZM215 147V148H214ZM216 147H218V148H216ZM224 147V148H223ZM237 147H238V149H237ZM12 148V149H11ZM14 148H16V149H14ZM200 148V149H199ZM226 148V149H225ZM229 150H228V149ZM237 149V150H235V149ZM7 149H9L8 151H9V153L7 154ZM13 149L15 150V152H17V153H13L12 151H13ZM202 149V150H201ZM242 149L244 150V151H242ZM23 150V151H22ZM32 150V151H33ZM219 150V151H218ZM223 150H225V151H223ZM19 151V152H18ZM21 151V152H20ZM227 151V152H226ZM229 151H231V152H229ZM234 151V152H233ZM237 151H238V153L239 154H237ZM263 151H264V148H263ZM36 152V153H35ZM38 152V153H37ZM42 153L43 152V156H45V155H47V156H45V158L43 157V156H41V154H39V153ZM56 152H57V150H56ZM217 152V153H216ZM224 152V153H223ZM244 152V153H243ZM246 152H249V154L250 155H247V154H245ZM11 153V154H10ZM58 153V152H57ZM56 153V154H57ZM211 153H213V154H215V155H213V154H211ZM219 153V154H218ZM232 153V154H231ZM236 153V154H235ZM240 153H242L243 155H242V160H241V158H240V156H241V154ZM263 153V154H262ZM18 154V155H17ZM22 154V153H21ZM45 154V155H44ZM226 154V155H225ZM255 154V153H254ZM6 155H8V156H6ZM10 155H13L12 157V159H10L11 157H10ZM18 156L19 158H17L16 156ZM37 155V156H36ZM40 155V156H39ZM219 155V156H218ZM228 155V156H227ZM234 155V156H233ZM236 155V156H235ZM246 155V156H245ZM259 155V156H258ZM260 155H261V157H260ZM53 156H56L55 154L53 155ZM52 156V157H53ZM212 156H215V159H217L216 161H214L215 159L212 157ZM227 156V157H226ZM230 156V157H229ZM253 156V157H252ZM257 156H258V158H257ZM8 157H10V158H8ZM37 157L38 158H41V157H43L42 158V160L40 159V161L38 162L37 161ZM219 157V158H218ZM225 157V158H224ZM232 157H235V158H232ZM247 157H249V158H247ZM250 157H252L251 159H250ZM14 158H17V160H15ZM246 158V160L244 161V159ZM255 158H257V160H256V162H255ZM9 159V160H8ZM14 159V160H13ZM220 159H221V161H220ZM234 159V160H233ZM39 160V159H38ZM213 160V161H212ZM236 160V161H235ZM239 160V161H238ZM249 160H253L254 162H252L251 163V161L249 162ZM261 160V161H260ZM9 161V162H8ZM10 161H12V162H10ZM35 161H37V164H36V162H35V165H33V163ZM225 161V162H224ZM248 161V162H247ZM257 161H259V162H257ZM263 161V163H261ZM5 162V163H4ZM217 162V163H216ZM228 163V165H227V163ZM231 162H233L234 163V165L232 164L231 165ZM238 162V163H237ZM246 164H245V163ZM212 163H213V165H212ZM216 163V164H215ZM222 163V164H221ZM247 163H250V164H247ZM256 163H257V165H256ZM258 163L260 164V165H258ZM227 165L226 167H224L225 165ZM218 165V166H217ZM251 165V166H250ZM262 165V166H261ZM213 167L214 168V166L216 167V168H214L215 170H213L212 168H210V167ZM224 168H222V167ZM242 168H241V167ZM245 166V167H244ZM246 166H248V167H246ZM257 166V167H256ZM233 167V168H232ZM244 167V168H243ZM260 167V168H259ZM228 168V169H227ZM231 170H230V169ZM6 168H3V169H1V173H2V170H3V172L5 171L6 172V170H5ZM209 169V170H208ZM211 169H212V171L214 172H212L211 171ZM220 169V170H219ZM227 169V170H226ZM241 169V170H240ZM262 169V170H263ZM206 170V171H205ZM208 170V171H207ZM213 173H211V172ZM219 171H221V172H219ZM231 171V172H230ZM244 171V172H243ZM3 173V175L5 174H7V173ZM209 172V173H208ZM226 172V173H225ZM236 174H234V173ZM230 173V174H229ZM232 173V174H231ZM238 173V174H237ZM240 173V174H239ZM214 175V177L212 176H209V175ZM226 174H228V175H226ZM234 174V175H233ZM2 175V174H1ZM0 175V176H1ZM3 175H2V177H3ZM204 175V176H203ZM217 175H218V178H217ZM207 176V177H206ZM232 176H234V177H232ZM0 178L1 180L0 181H2V183L0 182V191H3L4 192V194L3 195H7L8 194V192H7V189H8V183H6V181H5V179H3V178ZM229 179H228V178ZM232 177V178H231ZM237 177V178H236ZM4 178H6L5 176H4ZM203 180H202V179ZM214 178V179H213ZM223 178V179H222ZM234 178H236V179H234ZM3 179V180H2ZM239 179H241L240 180V182H239ZM205 180H206V183H204L205 182ZM4 181V182H3ZM223 181V182H222ZM233 181V182H232ZM244 183H243V182ZM242 182V183H241ZM4 183V184H3ZM238 184H240L239 186H238ZM3 185V186H2ZM217 186V188L216 187H214V186ZM204 186V187H203ZM221 186H222V188H221ZM226 187H228V188H226ZM5 188V189H4ZM50 188H51V184H49L48 185V187H46V189L45 188H41V192H42V194H43V197L40 199V200H34L32 203H26L24 200H23V198H21V201H19L20 203H19V206H10V205H8L7 203H0L1 205H0V210H2V211H0V213H1V217H0V238L1 239H3V237L5 238V240H7V241H9L8 242V247H9V252H11V250L13 249V248H18V250H19V253H20V255H21V257H22V260L24 261L23 262V264L25 263V264H53V261H54V264H93V260H97V262L99 261V264H132V260H133V258H132V256H133V254L132 253H130V252H128L129 251V248H130V244L132 245V244H134V239H135V237L132 235V233H128V232H125L124 230L126 229V227L124 226V222L123 221H125L123 218V220L121 219V217H123L122 215H121V212L120 211H116L111 205H109V204H107V203H104L105 201H104V197L103 196H101L100 197V194H98L96 191H94V192H91V191H93V190H87L88 192L87 193H89L88 194V196L86 195V194H84L83 195V200L85 199L86 200V202H85V200H84V202H85V204H87V206L84 208V209H86V210H82V211H80V212H78L77 214L75 213L74 214V208L72 209L71 208V206H74V205H72L73 203L72 202H74L73 200H69L68 199V201H66V203H65V200H67V199H64L63 200V202L61 201V202H54V205H53V202H50V203H46V197L49 195V190H50ZM203 188V189H202ZM226 188V189H225ZM210 189V190H209ZM229 189V190H228ZM45 190V191H44ZM203 191L202 193H201V191ZM212 190V191H211ZM226 190V191H225ZM219 191V192H218ZM5 192H7L6 194H5ZM36 193L38 192V191H35ZM48 192V193H47ZM94 193H96V194H94ZM212 193V194H211ZM48 194V195H47ZM91 195V196H90ZM93 195H98L99 197H93ZM199 195V196H198ZM82 196V195H81ZM197 196V197H196ZM87 197V198H86ZM103 197V198H102ZM89 198V199H88ZM91 198V199H90ZM101 199V200H99V199ZM214 198V199H213ZM88 200V201H87ZM93 200V201H92ZM95 200H97V201H95ZM102 200L104 201V202H102ZM212 200V201H211ZM40 201V202H39ZM43 201V202H42ZM72 201V202H71ZM101 201V202H100ZM22 202H24V204L22 203ZM39 202V203H38ZM90 202V203H89ZM93 202V203H92ZM99 202L100 203H103V204H100L99 205ZM212 202V203H211ZM97 203V204H96ZM6 204V205H5ZM23 204V205H22ZM41 204V205H40ZM58 205V206H56V205ZM63 204H64V206H63ZM90 204V205H89ZM96 204V205H95ZM107 204V205H106ZM5 205V206H4ZM27 205V206H26ZM35 205V206H34ZM50 205V206H49ZM93 205V206H92ZM97 205H99V208H95V207H98ZM207 205V206H206ZM24 206V207H23ZM30 206V207H29ZM44 206H45V208H44ZM49 206V207H48ZM51 206H52V208H51ZM53 206H54V208H53ZM56 206V207H55ZM59 206H61V208L59 207ZM91 206V207H90ZM100 206H103V207H105V209L103 208V207H100ZM110 206L111 208H108V207ZM204 206V207H203ZM15 207V208H14ZM17 207V208H16ZM22 207V208H21ZM59 207V208H58ZM70 207V208H69ZM94 207V208H93ZM7 208L10 210H8L7 211ZM13 208V209H12ZM20 208V209H19ZM48 208V209H47ZM57 208V209H56ZM66 208V209H65ZM100 208H102V209H100ZM107 208V209H106ZM23 209V210H22ZM51 211H50V210ZM55 209H56V212H55ZM59 209V210H58ZM64 209H65V211H64ZM69 209V210H68ZM72 209V210H71ZM91 209V210H90ZM93 209H95V210H93ZM100 209V210H99ZM104 209V210H103ZM5 210V211H4ZM43 210V211H42ZM88 210H90L89 212H88ZM101 211V212H99V211ZM107 210V211H106ZM113 210L115 211V214L113 213ZM202 210H203V213H202ZM7 211V212H6ZM28 211H29V213H28ZM34 211H37L36 213H34ZM55 212V213H53V214H51L52 212ZM59 213H58V212ZM85 211V212H84ZM97 212V213H94V212ZM110 211H111V213H110ZM6 212V213H5ZM65 212H67V213H65ZM91 212H93V213H91ZM105 212V213H104ZM107 212V213H106ZM117 212V213H116ZM204 212H206V213H204ZM17 215H16V214ZM42 213V214H41ZM45 213V214H44ZM46 213H48V214H46ZM49 213H50V215H49ZM66 215H65V214ZM70 213V214H69ZM72 213V214H71ZM80 213H81V215H80ZM99 213H101L100 215H98ZM120 213V214H119ZM210 213V214H209ZM222 213V214H221ZM4 216H3V215ZM15 214V215H14ZM40 214V215H39ZM56 214V215H55ZM78 214H79V216H78ZM88 216H87V215ZM95 215V216H93V215ZM203 214V215H202ZM12 215V216H11ZM24 215V216H23ZM45 215H47V216H45ZM63 215H65V216H63ZM77 215V216H76ZM84 215H86L85 217H86V219H83L84 218ZM96 215H98L97 217H96ZM214 215V216H213ZM220 215H221V217H220ZM223 215H224V217H223ZM15 216L16 217H18V219L17 218H15ZM30 216V217H29ZM36 216V217H35ZM42 218H41V217ZM44 216V217H43ZM52 216V217H51ZM57 216V217H56ZM59 216V217H58ZM68 216V217H67ZM72 217V218H70V217ZM73 216H75V217H77V218H73ZM83 216V217H82ZM92 216L93 217H95V218H92ZM100 216V217H99ZM104 216H105V218H106V220H105V218H104ZM116 218H115V217ZM210 216V217H209ZM211 216H213L212 218H211ZM25 217V218H24ZM32 217V218H31ZM47 217V218H46ZM60 217H61V219H60ZM78 217H80V219H82V221L80 220L79 221V218ZM89 217V218H88ZM112 217V219H110ZM9 218V219H8ZM59 220H58V219ZM62 218L64 219V220H62ZM67 218H68V220H67ZM70 218V219H69ZM89 220H88V219ZM97 218V220H94V219H96ZM109 220H108V219ZM119 218V219H118ZM221 218V219H220ZM223 218V219H222ZM15 219H16V221H15ZM23 219V220H22ZM25 219H27V220H25ZM32 219V220H31ZM73 219V220H72ZM75 219V220H74ZM93 219V220H92ZM99 219H101V220H99ZM210 219H211V221H210ZM215 219V220H214ZM8 221L7 222V224H6V222L5 221ZM13 220V221H12ZM38 220V221H37ZM43 220H44V222H43ZM54 220H56L57 222H58V224H57V222L56 221H54ZM78 220V221H77ZM111 220V221H110ZM208 220V221H207ZM218 220V221H217ZM10 221H12V222H10ZM23 222V221H31V226H30V229L29 230H27V232L24 234V235H22L20 238H18L19 239V242L20 243H18V241L16 240L17 238H15V237H17L15 234H16V231H17V229H18V223L19 222ZM36 221H37V223H36ZM40 221H42V222H40ZM61 221V222H60ZM74 221V222H73ZM84 221V222H83ZM90 221H92V222H90ZM104 221V222H103ZM108 223H107V222ZM114 221V222H113ZM121 221H122V223H121ZM213 221V222H212ZM4 222V223H3ZM17 222V223H16ZM55 224H54V223ZM65 224H64V223ZM88 222H89V224H88ZM118 222V223H117ZM14 223V224H13ZM68 225H67V224ZM72 223V224H71ZM78 223V224H77ZM82 224V225H79V224ZM100 225H102V226H100ZM120 223V224H119ZM215 223V224H214ZM264 224V218H262L261 220H260V224ZM37 224V225H36ZM53 224H54V226H53ZM58 225V227H57V225ZM62 224H64L63 226H62ZM112 224V225H111ZM219 224V225H218ZM237 224V225H236ZM3 225V226H2ZM40 225V226H39ZM55 225H56V227H55ZM92 225V226H91ZM111 225V226H110ZM115 225V226H114ZM119 225H121V226H119ZM224 225V226H223ZM37 226V228H35ZM53 226V227H52ZM61 226V227H60ZM70 227V229L72 230V232H70V233H65V230H66V228H69ZM72 226V227H71ZM84 226V227H83ZM91 226V227H90ZM125 228H124V227ZM73 227H77V229H73ZM115 227V228H114ZM15 228V229H14ZM35 228V229H34ZM97 228V229H96ZM122 228V229H121ZM228 228V229H227ZM6 229V230H5ZM59 229V230H58ZM61 229V230H60ZM94 229V230H93ZM121 229V230H120ZM16 230V231H15ZM80 230H82V231H80ZM14 231H15V233H14ZM31 231H32V234H31ZM51 231V232H50ZM62 231V232H61ZM90 231V232H89ZM95 232V234H94V232ZM101 231H102V233H101ZM105 231V232H104ZM107 231H108V235H107ZM127 231V230H126ZM232 231V232H231ZM7 232H8V234H7ZM59 232H60V234H59ZM76 232V233H75ZM86 232H87V234H86ZM91 232H93V233H91ZM104 232V233H103ZM113 232V233H112ZM114 232H117V233H114ZM52 233V234H51ZM72 233V234H71ZM122 234V235H124L123 237H122V235H120V234ZM27 234H28V236H27ZM51 234V235H50ZM55 234V235H54ZM59 234V235H58ZM79 235L78 236V238H77V235ZM101 235L102 237H101V239H100V241H99V235ZM262 236H261V235ZM10 235H12V237H10ZM37 235V236H36ZM58 235V236H57ZM76 235V236H75ZM93 235V236H92ZM106 235V236H105ZM116 235L119 237V239H118V237H116ZM131 235V236H130ZM225 235H224V237H225ZM34 236V237H33ZM36 236V237H35ZM47 237V239H46V237ZM50 236V237H49ZM65 236V237H64ZM73 236V237H72ZM91 236V237H90ZM228 236V237H227ZM7 237V238H6ZM28 237V239H26V238ZM32 237V238H31ZM71 237V238H70ZM129 237V238H128ZM146 236H141V238H140V240H141V242H146V240H147V238H145ZM188 237V236H187ZM233 239H232V238ZM35 238H37V239H35ZM50 238V239H49ZM51 238H52V240L53 241H50L51 240ZM55 238V239H54ZM67 238V239H66ZM73 238V239H72ZM75 238V239H74ZM105 238V239H104ZM109 240H108V239ZM110 238H112V240L110 239ZM114 238V239H113ZM122 238H125V239H123L122 241H121V239ZM0 239V240H1ZM29 239H31V240H29ZM45 241H44V240ZM69 239V240H68ZM116 239V240H115ZM229 239V240H228ZM232 239V240H231ZM235 239V240H234ZM26 240V241H25ZM87 240H88V242H89V240H90V242H89V244L88 245H86V242H87ZM91 240H93V241H91ZM183 240V243L182 244H186L187 242L186 241H184V239H182ZM214 240V239H213ZM231 240V241H230ZM24 241V242H23ZM42 242V243H40L39 244V242ZM66 241V242H65ZM74 241V242H73ZM102 241V242H101ZM109 241V242H108ZM117 241V242H116ZM120 241V242H119ZM130 241H132V242H130ZM148 241V240H147ZM17 242V244H19V245H17V244H15ZM46 242H47V245H46ZM49 242V243H48ZM92 242H94V246L96 247H94L93 246V243ZM95 242H97V243H95ZM113 242H114V245H113ZM119 242V243H118ZM124 242H126V243H124ZM185 242V243H184ZM245 242V243H244ZM13 243H14V245L15 246H17V247H15L14 245H13ZM28 243V244H27ZM55 243V244H54ZM72 243V244H71ZM75 243V244H74ZM104 243V244H103ZM216 243V242H215ZM252 243V242H251ZM30 244V245H29ZM60 244H61V246H60ZM69 244V245H68ZM92 244V245H91ZM96 244V245H95ZM105 244H107V245H105ZM160 244H161V246L162 247H167V244H166V242L162 239L161 241H160ZM44 245V247H40V246H43ZM58 245V246H57ZM70 245H72V246H70ZM99 245H101V246H99ZM119 245H121V246H119ZM168 245H170V246H168V249L170 250V251H173L174 249L171 247V244L169 243ZM50 246V247H49ZM54 246V248H52ZM74 246H75V248H74ZM76 246H77V248H76ZM87 246H89V248L87 247ZM92 246H93V248H92ZM105 246V247H104ZM114 248H113V247ZM125 246V247H124ZM127 246V247H126ZM190 246V245H189ZM188 246V247H189ZM226 246H228V248L227 249H225L226 248ZM257 246V247H256ZM22 247V248H21ZM48 247V248H47ZM58 247V248H57ZM73 247V248H72ZM105 249H103V248ZM107 247V248H106ZM225 247V248H224ZM251 247H252V250H251V252H252V254L255 252H257V250H260L261 248H260V245L257 243H255V244H252L251 245ZM12 248V249H11ZM32 248V249H31ZM44 248V249H43ZM46 248H47V250H46ZM108 248H109V250H108ZM116 249V250H113V249ZM122 248V249H121ZM124 248V249H123ZM216 248V249H215ZM221 248V249H220ZM236 248V249H235ZM30 249H31V251H30ZM49 249V250H48ZM50 249H51V253H50ZM58 249H60V250H58ZM63 249V250H62ZM66 249V250H65ZM73 249V250H72ZM90 249H91V252H90ZM101 249V250H100ZM111 249V250H110ZM127 249V250H126ZM171 249H173V250H171ZM195 249H197V251H195V252H192V251H194ZM223 249V250H222ZM34 250V251H33ZM44 250V251H43ZM76 250V251H75ZM89 250V251H88ZM123 250V251H122ZM217 250V251H216ZM236 250H237V252H236ZM56 253V255L53 253ZM72 251V252H71ZM124 251H126V252H124ZM227 251H228V253H227ZM24 252H26V253H24ZM30 252H32V253H30ZM77 252H79V253H77ZM82 252V253H81ZM105 252V253H104ZM214 252H217V253H215V254H213ZM251 252H250V254H251ZM30 253V254H29ZM61 253V255L62 256H60L59 257V254ZM80 253H81V255H80ZM98 254V259H101L100 258V255H101V257H102V260H98L97 258H96V256H97V254ZM192 253L195 255H193L192 256ZM28 254V255H27ZM49 254V255H48ZM64 254V255H63ZM71 254V255H70ZM90 254H91V256H90ZM106 254V255H105ZM129 254V255H128ZM134 254H136V252L134 253ZM26 255V257H23V256H25ZM54 255V256H53ZM58 255V256H57ZM80 255V256H79ZM105 255V256H104ZM213 255V256H212ZM230 255V256H229ZM77 256V257H76ZM56 257H58V258H56ZM67 257H68V259H67ZM81 257V258H80ZM90 257H92V258H90ZM105 257V258H104ZM194 257H196V258H194L196 261H194L193 260V258ZM206 257V258H205ZM35 258V259H34ZM60 258V259H59ZM128 258V259H127ZM131 258H132V260H131ZM212 258V259H211ZM25 259V260H24ZM27 259V260H26ZM33 259V260H32ZM51 259V260H50ZM53 259V260H52ZM66 259V260H65ZM77 259H79V260H77ZM91 259V260H90ZM234 259V260H233ZM32 260V261H31ZM56 260V261H55ZM62 262H61V261ZM90 260V261H89ZM128 260H129V262H128ZM131 260V261H130ZM190 260H191V262H190ZM212 260V261H211ZM65 261H66V263H65ZM73 261V262H72ZM87 261V262H86ZM96 262V263H97ZM95 263V264H96ZM222 264V263H221Z\"/></svg>",
    "mask_w": 264,
    "mask_h": 264
}]
</instances>
